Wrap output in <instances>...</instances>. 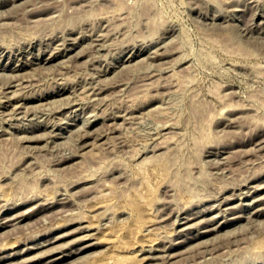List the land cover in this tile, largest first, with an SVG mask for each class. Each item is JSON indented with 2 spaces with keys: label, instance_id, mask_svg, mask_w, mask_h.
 I'll return each mask as SVG.
<instances>
[{
  "label": "rangeland",
  "instance_id": "obj_1",
  "mask_svg": "<svg viewBox=\"0 0 264 264\" xmlns=\"http://www.w3.org/2000/svg\"><path fill=\"white\" fill-rule=\"evenodd\" d=\"M0 1V6L2 5L0 7V12L3 10L7 11L5 15H1L4 12L0 14V24L3 23L2 25L4 26L0 27V53L2 54L3 51H5L2 55L0 54V73L3 74L2 71L5 73L4 75L0 74V88L2 89V91H0V101L2 99V101L0 102L2 104L0 105V117L1 119L2 117L6 118L2 120L0 119V127L3 128L4 126L3 129L0 128V134H2V137L0 136V206H3L0 208V222H2L4 218L6 219L11 217L12 214L19 215V213H22L24 215L23 211L25 208H28V213H31L32 209V212L36 209V211L34 212L35 215L33 214V216H30L31 218L27 217L19 222L22 224L20 228H17L20 225L19 223L16 224L18 225L17 227H14V225H12V221L10 220H7L5 223L11 222V224L0 227L1 232L4 229L5 232L6 230H8L7 233L3 231L4 234L2 233V235L0 233V248H5L4 250L0 249L1 256H9L10 252L14 253L18 250L19 252H21V250L25 249L23 248L24 246L29 247L31 244V246H33L35 245L34 243L38 241L36 242V244L38 243L39 245L37 248L30 249L31 251L29 250L27 252L23 251L19 253L21 255H11L9 256V260H11V262H14L17 259L22 260L23 258H34V256L36 257L35 254H37L38 257L39 254L42 255V253L44 254L46 251H48L45 249H49V246L52 244L51 248L53 249V251L57 249L55 250L57 252H46L47 254L45 253L46 255L44 254L42 257L39 255L38 258L40 259L36 258V261H33L30 264H34V262L36 264H41L39 260H41L42 262H46V260L50 259L51 257H55V255L61 254H67V256L64 257L65 259L62 260L63 262L60 261L55 264H146L150 259L147 258L148 254V257L156 260L153 261L155 264L159 260V264H238V261H241L243 264H246V262L247 264H264V249H262V247H256V243L254 242L264 235V230H262L264 229V193L262 194V192L264 191V154L262 152L264 151V147H262L264 145V140H261L262 142L260 141V139H264V24L262 23L264 22V0H14L18 5L13 3V0H10L8 2H6L7 0ZM44 4L46 7L44 6ZM42 6L44 7L43 9ZM50 6H52L53 8ZM31 8L33 9L32 11L30 10L31 12H29V9ZM34 9H36V12ZM46 10L47 12H49V14L51 13L54 16L52 15V18L49 16V19L48 16L45 17V15L48 14ZM261 12L263 13L261 14ZM212 14H215V17ZM33 15L34 18H31V16ZM41 15L45 18H43ZM222 15L224 20H222ZM7 16L9 17L7 18ZM252 16L255 18V20ZM28 18H31L33 20L30 19L31 21H28ZM37 18H39V20ZM260 18L263 19L260 20ZM3 19L4 22L6 21L5 23L1 21ZM34 19L37 20L35 21ZM258 20H260V22ZM250 22L253 26L250 25ZM255 22L257 23V25ZM261 25L263 29H261L262 27L259 29ZM248 26L250 28H248ZM251 28L253 30H251ZM244 29H247V31H244ZM248 29H250L251 31H249ZM256 29H259L260 31H257ZM96 30L97 32H95ZM99 31L102 32L98 33ZM103 32L104 34H101ZM79 33L80 36H78ZM100 34L101 36H105L101 38L98 36ZM86 35L88 36V38ZM89 35H91L92 37ZM93 36H95V38ZM73 37H75V42H72ZM47 38L49 41L47 40ZM30 40L34 42V45L32 42H30ZM85 40L87 42L90 40V42L87 43V50L89 49L88 46H91L88 50L89 52L86 50ZM91 40L92 45L90 44ZM102 40L104 42H107L103 43ZM159 40H161L162 42ZM97 41L100 42L95 43ZM37 42H40V44ZM47 42L48 44L51 43L49 44L51 47L46 44ZM58 42L63 43L59 44ZM29 43H31L32 46H30L31 44ZM101 43L103 44L101 45ZM162 43H165V45H163ZM79 44H81V47H79ZM95 44L97 47H94ZM28 45L29 47H27ZM57 45L61 47L58 48ZM62 45L67 47V49L65 50V47H62ZM83 45L84 49L82 47ZM98 46L104 47H99V49L96 50ZM52 47L55 51L58 52H53ZM55 47H57L59 50H57V48ZM17 48H19V50H17ZM20 48L22 51H20ZM153 48H158V50H161L158 51L157 49H154L153 51ZM77 49H79L80 55L79 53L78 55L76 54V51H78ZM82 49L84 51H81ZM9 50L11 52H9ZM40 50L43 53L39 52ZM50 50L58 58L55 57V55L52 54ZM90 50L93 51L91 52ZM36 51H38L39 53ZM155 51H157V53ZM161 51L165 52L166 54H162ZM66 52L68 55L66 54ZM81 52H84L85 55L84 53H82L83 55H81ZM149 52L150 54H148ZM70 53H75V57L72 56V54L70 55ZM89 53L90 57L88 56ZM151 53H156L157 55H159L158 57H156L157 55H152ZM161 54L163 57L161 56ZM69 55L71 56V58H68ZM29 57L30 59H28ZM49 57H51L50 60ZM72 57L74 60H72ZM63 58L66 60L68 58V61L64 64L65 67L63 66V62H61L62 64L60 63V61H64ZM56 60H58V66L56 65ZM16 61L18 65L16 64ZM41 63L44 64L45 67L44 65L40 66L42 65ZM25 64L27 65L25 66ZM48 64L49 66H52L53 64L54 65L47 69ZM112 64L114 66H112ZM36 65H39V68ZM115 65L118 67H116ZM13 66H16L17 68H14ZM32 66L37 68L33 69L34 67L32 68ZM42 67L44 68L42 69ZM104 67L106 68V70ZM107 67L110 71L107 70ZM25 70H27L28 72L32 71L29 74V76H32H26L27 74H24L27 73L25 72ZM8 73L11 75H15L16 73L15 76L13 75L15 79H11V75H8L9 77L6 76ZM17 73L21 75L23 73L22 76L24 78ZM99 73H101V75H99ZM5 76L8 80H12V84L10 80L8 81L6 78H4ZM33 76H35V79ZM102 76L107 78L103 79ZM17 77L18 79L19 77H21L19 79L20 82L18 81V79L16 80ZM99 77L102 78V82ZM29 78L32 79L28 80ZM4 79H6L5 83L7 82L6 84H9V86L4 83ZM97 80L99 81V83ZM26 81H28V83ZM24 82H26L27 85L26 83L23 84ZM93 82L94 84L97 82V86L96 84H91V86H89V83ZM100 82L103 87L100 85ZM21 83L23 85H21ZM29 83H37L39 88L37 84H33V86H35L34 89L32 88V90L31 87L33 86ZM39 83H41V85H39ZM5 85L8 87H5ZM20 85L22 87H20ZM24 85H26V87L30 89L25 88ZM80 85H82V89L84 90H81ZM87 86L90 88H88ZM94 86L96 87L94 88ZM19 87L24 90L23 94L25 95L21 94L22 91ZM84 87L88 88L87 92L89 91V93L85 91ZM98 87L102 92H99L100 90L97 89ZM9 88L11 91L8 90ZM17 88H19L20 91ZM90 89L91 91L93 89V91L91 92ZM16 90L20 92H18L19 96L17 93H15L17 92ZM36 90H38V92H36ZM75 90L77 91L75 92ZM94 90L96 93L94 92ZM96 90H98V92ZM7 91H9V93ZM30 91H35L34 93L32 92L34 95H30ZM3 92L6 93V95L10 94L7 97H10L13 93V95L17 94L16 96H18V98L16 96L14 98V96L12 95L11 97H13L14 99L10 97L12 99H10V101L9 98L6 99L5 94L3 97ZM72 92H75L76 96ZM77 92L81 93L77 95ZM38 93L39 95H41L39 96ZM28 94L30 96L29 99ZM68 94L73 95L71 97H74V102L71 97L70 98L72 100L69 99ZM63 95H66L68 98ZM94 95H96V98H94ZM20 96H26V99L21 98ZM59 96H61V99H59ZM50 97L54 100H51ZM64 97L66 100L64 99ZM91 97H93L94 99H92ZM5 99L7 101H5ZM17 99H19L21 102ZM39 99L42 100L40 101ZM67 99L69 100V102H67ZM57 100L61 104L58 103ZM65 101L69 104L66 105ZM6 102H8V105L6 104ZM38 102L39 104L40 102H43L44 104L42 103L39 106ZM51 102L55 103L52 104ZM62 102L65 103L63 104ZM12 103L15 105L12 106ZM18 103H21L22 105H18ZM46 103L52 105L47 106L48 104ZM70 103H73L72 106ZM36 104H38L37 106L40 108L44 107L43 105H45V107L47 106V109L45 110V108H42V110L44 109L42 112L40 108H36ZM26 105L27 110L22 109ZM31 105H35L34 108ZM18 106H21L19 107L21 109L17 108ZM28 106L30 107V109H34L35 113V108L39 111H37V113L33 115V110L30 111ZM14 107L17 108V111ZM70 107H72L73 109L71 108L70 110ZM126 107L128 110L123 109ZM10 108L12 109V111L14 110L12 113L8 111L10 110ZM93 108L96 114L92 111ZM122 109L123 111H121ZM2 110L4 111L2 112ZM5 110H7L10 115H13L15 111L16 113L11 117L9 113H5L7 112ZM18 110L25 111L26 116H20V114H23L24 112L21 113L22 111L19 112ZM68 110L69 112H67ZM84 110L85 113H83ZM118 110L120 111L118 112ZM28 111H30V113H28ZM40 111L41 117L38 116V114L40 115ZM116 111L117 113H113ZM110 112H112L114 115H112V113ZM124 112L126 113L123 114ZM131 112L135 113L132 114ZM2 113L5 115H3ZM74 113L78 115H75ZM118 113L121 114L118 115ZM109 114H111L113 117ZM16 115H19V118ZM29 115L31 118L33 116L36 117L35 115H37V117L31 119ZM88 115H90L89 119L87 118ZM107 115L110 117H108ZM125 115L129 116H127L128 119L133 116V121L132 119L131 121L130 119L127 120ZM134 115L136 116L135 119ZM72 116L73 118L77 116V121L75 119L73 120ZM102 116L105 119L102 118ZM123 116L125 117V119ZM28 117L30 119H28ZM65 117H68V120ZM84 117H86L87 120L91 121H88L86 123V119ZM7 118L9 119L7 120ZM41 118L46 121L44 122V120ZM61 118L63 122L61 121ZM106 118L110 119L106 120ZM18 119H20V124L18 123ZM4 120H7V122H5ZM35 120L36 122H34ZM57 120L59 121V124L56 123ZM74 121L77 125L74 123ZM112 121H116L117 123H114ZM123 121L124 123H122ZM128 121H130L131 123ZM2 122L4 125L2 124ZM16 122L18 125L16 124ZM26 122L30 124L27 125ZM38 122L40 125L38 124ZM47 122L49 123L46 125ZM69 122L71 123V126ZM111 122L114 124H112ZM107 123H111V125L113 126L109 124L108 127ZM23 124L24 126H22ZM81 124L83 126H81ZM104 124H106V126ZM13 125L14 127H12ZM20 125L23 128H21ZM45 125L48 126L49 129ZM115 125H118L119 128L117 126L116 127L119 130L114 127ZM18 126L19 128H17ZM52 126L57 129H53L54 127ZM77 126L79 127L76 130H78L79 132H76V130H74L75 135H77L75 136L74 132L72 134L68 129L72 130L74 128H77ZM121 126L122 130L120 131ZM5 127L6 129L10 128L9 130H11L12 132L14 131L15 133L7 131ZM93 127H96V129H94ZM110 127H114L113 129L115 130L112 129V132ZM29 128H31L32 130H29ZM85 128L90 132L88 136V132L85 131ZM90 128L92 129V131H94L92 132ZM107 128L110 129V132H108ZM43 129L49 133H45ZM32 131L35 134H33ZM39 131L40 134L44 133L45 136L43 135L42 137V134L38 135L37 133H39ZM82 131L84 134L87 132L85 136ZM99 131H104L106 134L104 132H102V135L101 133H96ZM9 132L11 134H9ZM50 133H53L55 136L57 134L58 136H56L55 138V136L53 137V134L51 136ZM22 134L23 136H30L29 138L32 137L31 140L27 136L26 138H24L25 136L22 137ZM49 134L50 136H48ZM91 134L93 136H90ZM5 135H8L7 138ZM20 135L24 139V141L20 137H17ZM33 135H38L42 138L39 139L38 136H36L35 138L38 140L37 141L33 138ZM62 135L66 136L64 137ZM78 135L81 138H79ZM105 135L108 136L106 140L107 143L105 142ZM82 136H84L86 139ZM91 137H93L94 139H92ZM27 138L30 141L26 140ZM45 138L48 139L46 140ZM32 139L35 141H33ZM44 139L49 143H46ZM100 139H103L104 142H102L103 140L101 141ZM54 140L55 143L57 142L56 145L55 143H53ZM93 140H96L95 143L97 142V147L99 146L98 148L96 147V144L95 146L93 145L91 147V143ZM85 141H89L87 142L88 144ZM94 141L92 144H94ZM83 142L85 143V145L83 144ZM256 142H259L260 145L259 143L254 145ZM43 143L45 144V146L48 145L50 147L47 146L48 149L46 147H44L43 149V147L40 146L43 145ZM103 143H106V145H104ZM27 144H29L30 147ZM53 144L54 147H52ZM34 145L36 147L34 149L36 150V153L31 150L33 149ZM36 145L38 146V148ZM79 146H81V148L83 149H81ZM249 146L250 148H252V146H254L255 148L250 149ZM152 147L156 148L152 149ZM258 147L262 148L263 150L259 149ZM86 148L89 150L87 151ZM83 150L87 152L85 153ZM208 151L209 153H207ZM73 152H75L76 154H78L77 152H79L80 154L75 155V153ZM68 155L70 156V158L67 157ZM62 156L64 157V160ZM143 157L144 159L142 160ZM219 159L224 162H222L221 164V161L219 162ZM32 160H34V163H32ZM61 160L62 162L60 163ZM214 164L219 166L221 165L220 167L218 166L220 169H223V167H228L227 169L229 170L223 169L225 172L223 170L220 171L217 166L213 167L215 166ZM217 169L220 172H218ZM246 180L251 181L248 182ZM239 182L241 183L239 184ZM243 182L246 185L242 184ZM257 184L258 186L259 184L262 185L257 187ZM251 185L253 186L251 187ZM226 186H235L232 187V190L234 192V194L232 192V196H230L231 187L228 188ZM238 186L242 190L239 189ZM245 189L246 191H248L246 192ZM249 189L251 191H249ZM218 190L220 194H218ZM241 191L243 192L241 193ZM238 192L242 195L238 194ZM60 193H63V195H61ZM214 193L215 196L217 195L216 198L214 196ZM244 193L245 195H243ZM261 194L263 197H261ZM209 195H212L210 196L212 200H210L211 198L209 199ZM229 196L231 198H229ZM244 196H246L247 198ZM252 196L254 198L257 197L258 199L256 198L257 200H255L254 198H252ZM52 198L55 200H53ZM260 198L262 199V202ZM39 199L41 202L39 201ZM223 199H225L226 201ZM250 200L254 203L250 202L251 204L249 206ZM258 200L260 202H256ZM46 201L47 203H45ZM50 201L53 203H51ZM56 201L59 203H57ZM222 201L226 202V204L228 203L227 206L226 204H218L222 203ZM38 202H40L41 204L39 205ZM244 202L247 203L245 204ZM15 203L17 204L15 205ZM210 203L212 204V206ZM215 203L217 206L220 205L222 207H217ZM31 204L38 205L34 207ZM236 204L238 207L236 206ZM40 206L41 210L38 209V207ZM213 206L215 208H212ZM232 206L237 208L235 209ZM42 207H44L45 210ZM175 207H177L178 209H174ZM207 207L210 209V211ZM226 207L229 209H225ZM29 208L32 209L30 210ZM200 208H202V210L204 211H201ZM216 208L218 209L216 210ZM160 209H163L162 214H160V212L158 211ZM260 209L261 213L256 215V217L254 215V212ZM20 210L23 211L21 212ZM54 210L57 211L52 212ZM227 210H229V212ZM41 211L44 214H42ZM172 211L174 213H172ZM188 211H190L191 215H197L192 219L193 221L189 222H193V224L191 225L196 227L189 225V223L188 225L183 224L182 220L185 218V221L186 218H188L186 216L190 215ZM218 211L221 212V214ZM242 211L244 212V214L242 213ZM163 212H165L166 214H163ZM175 212L177 214L179 213V216H177ZM223 212H225V215ZM48 213H50V215ZM216 213H218L219 215H217ZM245 213L249 215L246 216ZM250 213L253 214L250 215ZM39 214L40 216L41 214L43 216L39 217ZM167 214H170L171 217ZM215 214L217 217L214 216L215 219H213V215ZM233 214H236L237 216L235 217ZM163 215L165 217H170L172 220L168 217L166 219ZM173 215H175L176 217ZM209 215L210 217H208ZM43 217H45L48 222ZM161 217L164 221L161 220ZM231 217H233V219H230ZM244 217L246 219L248 217L247 221ZM250 217H252L253 219H249ZM259 217L262 218V220H259ZM39 218H42L43 221H40ZM200 218H203L204 220L205 218H207L208 221L205 220L206 224H204V220H200ZM224 218L228 221H225ZM29 219H31L32 221ZM176 219L178 220L176 221ZM44 220L47 223H45ZM194 220L196 222L199 221L200 223H196ZM239 220L240 224L243 225L242 229H240L242 226L239 224ZM249 220H252V223H254L255 221L258 222V228L255 229V227H257V223H255L254 226ZM259 221L262 223H260ZM28 222L36 223L34 225H30ZM106 222L107 224L104 225V223ZM170 222L174 224L171 226ZM159 223L160 226H158ZM219 223L222 226L219 230H217V232L214 231L209 235L205 234L198 239L194 238V235H196V233L199 234V232H201L200 230H205L208 227L212 226H218L220 225ZM244 223L246 224L245 227ZM161 224L163 226H161ZM200 224H202V226ZM259 224H262V227L259 226ZM9 225L15 229L10 228ZM183 225H187L188 228L182 229L181 227H183ZM236 225L238 228L240 226L239 229L241 231L244 230L245 233H242L239 229L237 230ZM249 225H251L252 227ZM22 226H24L25 228H22ZM83 226L87 231L82 229ZM231 226L233 227V231L235 229V233L232 231L228 232L232 233L233 237L230 236L231 234H228V232L224 231L228 229L230 230L232 228ZM79 227L81 228L79 229ZM246 227H249V230L251 228L254 229H251L248 232V229ZM27 228H30L31 230ZM179 228L180 230H177ZM12 229L18 230L13 231ZM26 230L29 233H27ZM34 230L36 231L35 233ZM173 230H175L176 233ZM10 231H13L16 235L12 234V232ZM188 231L191 232L189 233ZM219 231L220 233L222 231L223 232L220 234ZM255 231H260V233H256ZM262 231L263 234H261ZM224 232L226 233V236L225 234H223ZM22 233H24V237L22 236ZM164 233H168L166 235L170 234L169 236H167L168 239L166 238ZM177 233L182 234H180L179 236V234ZM216 233L218 236L215 235L216 237H214V234ZM17 234H21L22 237L20 236V239L25 238L26 236L25 240L22 239L21 241L18 237H16L20 242L17 241V239L14 237L18 236ZM29 234H31V236ZM33 234L36 236H34ZM61 234L64 235V237ZM236 234L237 237H239L240 235L242 236L239 237L240 241L236 238ZM244 234L251 235H248V239ZM252 234L255 236H252ZM257 234H259L258 238L255 239ZM83 235L85 238L83 237ZM12 236L14 237V239ZM60 236L63 238H61ZM160 236H164V239ZM211 236L212 239L216 238V240H220L219 238H221V240L223 238L224 239L222 241L220 240L222 243L220 241L218 242L214 240L219 244L217 246L216 243L210 241ZM221 236L225 237L222 238ZM172 237L176 238L178 242L176 241V239L172 240ZM179 237L182 240L185 239L186 241H181ZM182 237H184V239ZM217 237L219 238L217 239ZM227 237L228 239L230 238V241H227ZM243 237L247 238V240ZM52 238H55V241ZM204 238L206 241L203 240ZM207 238L210 242L207 240ZM31 239L34 241H32ZM200 239H202V244H200ZM233 239H236V241ZM250 239L253 241L252 243L250 242ZM13 240H15L14 243L12 242ZM197 240H200L199 243H196L198 242ZM232 240L234 241V244L231 243V246L230 242H233ZM159 241L160 243H158ZM204 241L205 243H203ZM245 241H247L250 247L253 244V246L250 248L251 250L248 248H243L248 249L250 252L248 250L241 249L243 243L245 246L247 245L245 244ZM173 242H175V244ZM190 242L192 246L190 248L195 249V252L197 254H194V251L192 252V250L189 248ZM193 242H195L196 244ZM42 243L43 245L40 246ZM176 243L178 244V246ZM238 243H240L242 246H239ZM44 244H47L46 247ZM57 244H60L61 247H63V245L65 244L66 245L63 248H60L58 251ZM84 244H89L90 246L88 245V247L81 249L82 245L85 246ZM54 245L55 247H52ZM164 245H166L167 248ZM249 245L247 247H249ZM185 246L189 248H187V250L189 252L191 251L190 253L187 251H183V249L186 250ZM211 246L214 248H212ZM11 247L14 250H11ZM151 247H153L155 250H153V248L151 249ZM157 247L160 248V250L157 249ZM196 247L199 248L197 249ZM203 247L204 251L202 250ZM226 247H228V250ZM253 247L255 248V250H252L254 249ZM51 248L49 250H52ZM259 248L262 250H260ZM42 249L44 250V252ZM225 249L227 251H231L232 249L233 251L227 252L224 251ZM256 249L259 250L257 257L261 254L262 259L261 256L259 260L257 257V259L254 257L257 253ZM141 250L144 251L142 253H139L141 252ZM178 250L180 253L178 252ZM200 250H202L203 253ZM205 250L207 252H205ZM212 250L214 251L212 252ZM220 250H222V252ZM36 251H38V253H36ZM161 251L164 252L166 258H164V254ZM171 251L172 254H174L175 251L177 252L176 256V253L173 255L175 256V258L178 257L177 261L172 256V254H170ZM235 251H238V256L237 253L235 254ZM252 251H256V253H254L253 255L251 254ZM260 251L263 252L259 254ZM199 252L200 254H198ZM242 252L243 254L245 252L244 258L245 256L247 258L252 257L257 261L254 259L256 261L255 262L253 261V259L251 260V258L250 260L247 258L243 259ZM178 253H182V255H179ZM188 253L189 255L194 254L193 257L192 255L189 256ZM220 253L222 254V256L220 255ZM239 253L241 255H239ZM247 253L250 254L246 255ZM32 254L34 255L32 256ZM150 254L152 256H150ZM186 254L188 257L186 256ZM155 255L158 257H156ZM199 255L204 256V258ZM210 255H215L214 259L213 256L211 259ZM143 256L146 259H144ZM159 256L160 259H158L157 261V258H159ZM169 257L173 259H170ZM202 258L203 260H207L203 261ZM143 259L145 261H142ZM169 259L171 261H169ZM246 259L250 262H253L250 263ZM9 260L4 261L8 262ZM242 260L245 262H243ZM4 261L0 264H4ZM153 262L149 261L147 264H154Z\"/></svg>",
  "mask_w": 264,
  "mask_h": 264
},
{
  "label": "bare ground",
  "instance_id": "obj_2",
  "mask_svg": "<svg viewBox=\"0 0 264 264\" xmlns=\"http://www.w3.org/2000/svg\"><path fill=\"white\" fill-rule=\"evenodd\" d=\"M2 1H4V0H2ZM8 1H10V0H7L6 2H8ZM13 1H14V0H13ZM16 1H17V0H16ZM16 1H14L13 3L17 4ZM18 1H19V0H18ZM0 2H1V1H0ZM11 2H12V1H11ZM13 3H12V4H13ZM19 3H21V2H19ZM0 4H1V3H0ZM6 4H7V3H6ZM8 4H9V3H8ZM17 5H18V4H17ZM46 5H47V4H46ZM1 6H2V5H1ZM1 6H0V7H1ZM11 6H12V5H11ZM34 6H35V5H34ZM44 6H45V4H44ZM48 6H49V5H48ZM48 6H47V7H48ZM12 7H13V6H12ZM38 7H39V6H38ZM45 7H46V6H45ZM50 7H52V6H50ZM34 8H35V7H34ZM43 8H44V7L42 6V9H43ZM52 8H53V7H52ZM32 9H33V8L29 9V12H31ZM36 9H37V8H36ZM36 9H34L35 12H36ZM45 9H47V8H45ZM49 9H50V8H49ZM261 9H262V8H261ZM27 10H28V9H27ZM30 10H31V11H30ZM34 10H33V11H34ZM50 10H51V9H50ZM37 11H38V10H37ZM262 11H263V10H262ZM3 12H4V13H3ZM6 12H7V11L3 10V11L0 12V14L3 13V14H1V15H5ZM41 12H42V11H41ZM46 12H47V10H46ZM50 12H51V11H50ZM54 12H55V10H54ZM259 12H260V10H259ZM38 13H39V12H38ZM43 13H44V12H43ZM47 13L49 14V12H47ZM262 13H263V12H261V14H262ZM32 14H33V13H32ZM40 14H41V13H40ZM44 14H45V13H44ZM48 14L45 15V17L48 16V19H49L50 17L52 18V15H53V14H51V13H50L51 15H50V14L48 15ZM255 14H256V13H255ZM255 14H254V15H255ZM263 14H264V13H263ZM6 15H7V14H6ZM8 15H9V13H8ZM34 15H35V14H34ZM34 15L31 16V18H32V17L34 18ZM36 15H37V14H36ZM212 15H214V17H215V14H212ZM41 16H42V15H41ZM49 16H50V17H49ZM53 16H54V15H53ZM210 16H211V15H210ZM217 16H218V15H217ZM256 16H257V15H256ZM261 16H262V15H261ZM4 17H5V16H4ZM8 17H9V16H7V18H8ZM35 17H36V16H35ZM42 17H43V16H42ZM45 17H43V18H45ZM252 17H253V16H252ZM2 18H3V17H2ZM2 18H1V19H2ZM31 18H28V19H29L28 21L33 20V19H31ZM207 18H209V17H207ZM253 18H254V17H253ZM253 18H252V20H253ZM5 19H6V18H5ZM30 19H31V20H30ZM37 19L39 20V18H37ZM37 19H36V20H37ZM225 19H226V18H225ZM262 19H263V18H262ZM262 19L260 18V20H262ZM34 20H35V19H34ZM36 20H35V21H36ZM40 20H41V18H40ZM42 20H43V19H42ZM45 20H47V19H45ZM222 20H224V19H223V15H222ZM226 20H227V19H226ZM254 20H255V18H254ZM254 20H253V22H254ZM260 20H258V21L260 22ZM1 21L4 22V19L1 20ZM211 21H214V20H211ZM258 21H257V22H258ZM5 22H6V21H5ZM5 22H4V23H5ZM251 22H252V21H251ZM251 22H250V23H251ZM214 23H215V22H214ZM214 23H213V24H214ZM250 23H249V24H250ZM255 23H256V22H255ZM262 23L264 24V22H262ZM2 24H3V23L0 24V25H1L0 27L3 26ZM253 24H254V23H253ZM260 24H261V23H260ZM250 25H252V23H251ZM250 25H249V26H250ZM256 25H257V23H256ZM258 25H259V23H258ZM246 26H247V25H246ZM249 26H248V28H250ZM252 26H253V25H252ZM3 27H4V26H3ZM261 27H262V25L259 27V29H260ZM246 28H247V27H246ZM71 29H72V28H71ZM254 29H255V28H254ZM259 29H258V30H259ZM261 29H263V27H262ZM245 30L247 31V29H244V31H245ZM248 30L251 31V30H253V29L251 28V30H250V29H248ZM256 30H257V29H256ZM258 30H257V31H258ZM254 31H255V30H254ZM259 31H260V30H259ZM83 32H85V31H83ZM92 32H93V31H92ZM95 32H97V30H96ZM95 32H94V33H95ZM100 32H102V31H99L98 33H100ZM80 33H81V31H80ZM80 33H79L78 36H80ZM89 33H90V32H89ZM98 33H97V34H98ZM245 33H246V32H245ZM258 33H259V32H258ZM260 33H261V32H260ZM90 34H91V33H90ZM92 34H93V33H92ZM101 34H104V32L101 33ZM101 34L98 35V36L101 37V38H102L103 36H105V35L101 36ZM263 34H264V33H263ZM81 35H82V34H81ZM84 35H85V34H84ZM93 35H94V34H93ZM95 35H96V34H95ZM86 36H87V35H86ZM89 36H91V35H89ZM96 36H97V35H96ZM106 36H107V35H106ZM66 37H67V36H66ZM76 37H77V36H76ZM91 37H92V36H91ZM93 37L95 38V36H93ZM99 37H98V38H99ZM64 38H65V37H64ZM64 38H63V42H64ZM74 38H75V37H73V41H72V42H75V41H74ZM84 38H85V37H84ZM87 38H88V36H87ZM96 38H97V37H96ZM101 38H100V40H101ZM31 40H32V38H31ZM31 40H30V42H32ZM45 40H46V39H45ZM47 40H48V38H47ZM55 40H56V39H55ZM55 40H54V41H55ZM77 40H78V38H77ZM92 40H93V38H92ZM92 40H91V43H90L91 45H92ZM104 40H105V38H104ZM28 41H29V40H28ZM41 41H42V40H41ZM41 41H40V42H41ZM48 41H49V40H48ZM57 41H58V40H57ZM59 41H60V40H59ZM79 41H80V40H79ZM81 41H82V40H81ZM85 41H86V40H85ZM85 41H83V42H85ZM94 41H95V40H94ZM102 41H103V40H102ZM159 41H161V40H159ZM35 42H36V41H35ZM40 42H37V43L40 44ZM63 42H61V43H63ZM65 42H67V41H65ZM72 42H71V43H72ZM88 42H90V40H89ZM88 42L86 41V43H85V44H86V45H85V46H86V50H87V43H88ZM98 42H100V41H97V42H95V43H98ZM105 42H107V41H105ZM105 42L103 41V43H105ZM161 42H162V41H161ZM27 43H28V42H27ZM32 43H33V45H34V42H32ZM58 43L61 44L60 42H58ZM81 43H82V42H81ZM93 43H94V42H93ZM103 43H101V45H102ZM29 44H31V43H29ZM46 44H48V42H47ZM49 44H51V43H49ZM49 44H48V45H49ZM56 44H57V43H56ZM59 44H58V45H59ZM64 44H65V43H64ZM77 44H78V42H77ZM150 44H151V43H150ZM152 44H153V43H152ZM155 44H156V43H155ZM162 44H163V43H162ZM54 45H55V44H54ZM54 45H53V47H54ZM58 45H57L58 48L61 47V46H58ZM66 45H67V44H66ZM74 45H75V44H74ZM80 45H81V44H79V47H81ZM93 45H94V44H93ZM163 45H165V43H164ZM20 46H21V45H20ZM30 46H32V44H31ZM37 46H38V45H37ZM39 46H41V45H39ZM46 46H47V45H46ZM49 46H50V45H49ZM49 46H48V47H49ZM77 46H78V45H77ZM160 46H161V45H160ZM18 47H19V46H18ZM27 47H29V45H28ZM50 47H51V46H50ZM53 47H52V49H53ZM57 47H55V48H57ZM62 47H65V46L62 45ZM68 47H70V46H68ZM82 47H83V49H84V45H83ZM88 47H89V49H90L91 46L89 45ZM94 47H97L96 44H95ZM99 47H100V46H98V48H97L96 50H98ZM102 47H104V46H102ZM102 47H100V48H102ZM148 47H149V46H148ZM158 47H159V46H158ZM161 47H162V46H161ZM163 47H164V46H163ZM36 48H37V47H36ZM42 48H43V47H42ZM58 48H57V50H59ZM71 48H72V47H71ZM73 48H74V46H73ZM138 48H139V47H138ZM140 48H141V47H140ZM143 48H144V47H143ZM146 48H147V46H146ZM159 48H160V47H159ZM0 49H1V48H0ZM26 49H27V48H26ZM26 49H25V50H26ZM43 49H44V48H43ZM50 49H51V48H50ZM62 49H64V48H62ZM66 49H67V47H65V50H66ZM83 49H82L81 51H84ZM89 49H88V50H89ZM92 49H93V48H92ZM127 49H128V48H127ZM154 49H155V50H156V49L158 50V48H153V51H154ZM162 49H164V48H162ZM3 50H4V49H3ZM17 50H19V48H17ZM44 50H45V49H44ZM77 50L79 51V49H77ZM88 50H87V51H88ZM93 50H94V49H93ZM93 50H90V51L92 52ZM132 50H133V47H132ZM142 50H143V49H142ZM160 50H161V49H160ZM160 50H158V51H160ZM1 51H2V50H1ZM20 51H22L21 48H20ZM23 51H24V50H23ZM31 51H32V50H31ZM54 51H55V50L53 49V52H54ZM62 51H64V50H62ZM68 51H69V48H68ZM78 51H76V52H77L76 54L78 55V53H79V55H80V51H79V52H78ZM143 51H144V50H143ZM163 51H164V50H163ZM163 51H161L162 54H164V53L166 52V49H165V52H163ZM4 52H5V51H3V53H4ZM9 52H11V51L9 50ZM9 52H8V53H9ZM13 52H14V51H13ZM18 52H19V51H18ZM26 52H27V51H26ZM34 52H35V51H34ZM36 52H38V51H36ZM39 52H42V51L40 50ZM39 52H38V53H39ZM50 52H51V50H50ZM56 52H58V51H55V53H56ZM74 52H75V50H74ZM85 52H86V51H85ZM88 52H89V51H88ZM91 52H90V53H91ZM127 52H128V51H127ZM133 52H134V51H133ZM139 52H140V51H139ZM150 52H152V51H150ZM150 52H149L148 54H150ZM155 52L157 53V51H155ZM3 53H2V54H3ZM24 53H25V52H24ZM27 53H28V52H27ZM42 53H43V52H42ZM44 53H45V51H44ZM48 53H49V52H48ZM51 53H52V52H51ZM51 53H50V55H51ZM82 53H84V52H81V55H83ZM90 53H89V55H88L89 57H90ZM134 53H135V52H134ZM156 53H155V54H152V53H151V54H152V55H157ZM159 53H160V52H159ZM0 54H1V53H0ZM2 54H1V55H2ZM14 54H15V53H14ZM35 54H37V53H35ZM52 54H54V53H52ZM66 54H67V52H66ZM71 54H72V56H74L75 53H70V55H71ZM86 54H87V53H86ZM129 54H130V53H129ZM129 54H128V55H129ZM131 54H132V53H131ZM162 54H161V56H162ZM165 54H166V53H165ZM9 55H10V54H9ZM9 55H8V56H9ZM29 55H30V54H29ZM48 55H49V54H48ZM50 55H49V56H50ZM54 55H55V54H54ZM64 55H65V53H64ZM67 55H68V54H67ZM70 55H69V56H70ZM77 55H76V56H77ZM84 55H85V53H84ZM136 55H137V54H136ZM158 55H159V54H158ZM158 55H157L156 57H158ZM8 56H7V58H8ZM16 56H17V55H16ZM37 56H38V55H37ZM39 56H40V55H39ZM44 56H45V55H44ZM62 56H63V55H62ZM69 56H68V58H71V56H70V57H69ZM129 56H130V55H129ZM165 56H166V55H165ZM19 57H20V56H19ZM45 57H46V56H45ZM51 57H52V56H51ZM51 57H49V60H50ZM55 57H57V56L55 55ZM74 57H75V56H74ZM78 57H79V56H78ZM131 57H132V56H131ZM154 57H155V56H154ZM159 57H160V56H159ZM162 57H163V56H162ZM10 58H11V57H10ZM57 58H58V57H57ZM57 58H56V59H57ZM68 58H67V60L63 58L64 61H63L62 59H61L62 61H60V63L63 62V66H64V67H65L64 64L68 61ZM76 58H77V57H76ZM87 58H88V57H87ZM126 58H128V57H126ZM132 58H133V57H132ZM5 59H6V58H5ZM21 59H22V58H21ZM25 59H26V57H25ZM25 59H24V60H25ZM28 59H30V57H29ZM32 59H33V58H32ZM44 59H45V58H44ZM79 59H80V58H79ZM82 59H83V58H82ZM133 59H134V58H133ZM133 59H132V60H133ZM135 59H136V58H135ZM14 60H15V59H14ZM17 60H18V59H17ZM36 60H37V59H36ZM36 60H35V61H36ZM41 60H42V59H41ZM65 60H66V61H65ZM72 60H74L73 57H72ZM75 60H76V59H75ZM124 60H125V59H124ZM127 60H128V59H127ZM132 60H129V61H132ZM136 60H137V59H136ZM19 61H20V60H19ZM28 61H29V60H28ZM69 61H70V59H69ZM76 61H77V60H76ZM134 61H135V60H134ZM134 61H133V62H134ZM4 62H5V61H4ZM7 62H8V61H7ZM14 62H15V61H14ZM24 62H25V61H24ZM31 62H32V61H31ZM41 62H42V61H41ZM47 62H48V61H47ZM56 62H57V64H56ZM56 62H55V64L58 66V65H59V64H58V60H56ZM120 62H121V61H120ZM1 63H2V62H1ZM12 63H13V62H12ZM18 63H20V62H18ZM28 63H29V62H28ZM32 63H33V62H32ZM53 63H54V61H53ZM122 63H124V62H122ZM128 63H129V62H128ZM10 64H11V63H10ZM16 64H17V61H16ZM16 64H14V65H16ZM22 64H24V63H22ZM30 64H31V63H30ZM37 64H38V63H37ZM41 64H42V63H41ZM61 64H62V63H61ZM5 65H6V63H5ZM17 65H18V64H17ZM26 65H27V64H25V66H26ZM34 65H35V64H34ZM39 65H40V64H39ZM39 65H36V66L38 67ZM43 65H44V64H42V65H40V66H43ZM46 65H47V64H46ZM50 65H51V63H50ZM53 65H54V64H53ZM53 65H52V66H53ZM66 65H67V64H66ZM120 65H121V64H120ZM0 66H1V65H0ZM7 66H8V65H7ZM21 66H22V65H21ZM52 66H49V64H48V66H47L48 68H47V69H49V67H52ZM107 66H109V65H107ZM112 66H114V65L112 64ZM115 66H116V65H115ZM123 66H124V65H123ZM123 66H122V67H123ZM2 67H3V66H2ZM13 67H14V66H13ZM15 67H16V66H15ZM15 67H14V68H15ZM19 67H20V66H19ZM33 67H34V66H32V68H33ZM37 67H34L33 69H35V68H37ZM44 67H45V65H44ZM44 67H42V69H43ZM59 67H60V66H59ZM116 67H118V66H116ZM7 68H9V67H7ZM14 68H13V70H14ZM16 68H17V67H16ZM38 68H39V67H38ZM40 68H41V67H40ZM104 68H105V67H104ZM110 68H111V67H110ZM18 69H19V68H18ZM22 69H24V68H22ZM45 69H46V68H45ZM112 69H113V68H112ZM2 70H3V68H2ZM4 70H5V69H4ZM6 70H7V69H6ZM19 70H20V69H19ZM19 70H17V71H19ZM31 70H32V69H31ZM105 70H106V68H105ZM107 70H108V67H107ZM113 70H114V69H113ZM9 71H10V70H9ZM102 71H103V69H102ZM102 71H101V72H102ZM108 71H110V70H108ZM21 72H22V71H21ZM25 72H27V73H24V74H27L26 76H29L30 72H32V71L28 72L27 70H25ZM111 72H112V71H111ZM2 73H3V74H1V73H0V74H1V75H4V74H5L3 71H2ZM102 73H103V72H102ZM107 73H108V72H107ZM17 74H18V73H17ZM8 75L10 76L11 74L8 73L6 76H8ZM13 75H14V74H12L11 76L13 77ZM15 75H16V73H15ZM15 75H14V76H15ZM18 75L22 76L23 73H22V75H21V74H18ZM18 75H17V76H18ZM99 75H101V73H99ZM6 76H5L4 78H6ZM9 76H8V77H9ZM30 76H32V75H30ZM30 76H29V77H30ZM106 76H107V75H106ZM2 77H3V76H2ZM12 77H11V79H15L14 77H13V78H12ZM22 77H23V76H22ZM33 77H34V79H35V76H33ZM20 78H21V77H19V79H20ZM23 78H24V77H23ZM27 78H28V77H27ZM99 78H100V77H99ZM102 78L104 79V78H107V77L102 76ZM102 78H100V79H101V82H102ZM6 79H7V78H6ZM6 79H4V83H5V80H6ZM17 79H18V77L16 78V80H17ZM19 79H18V81H19ZM31 79H32V78H31ZM31 79L29 78L28 80H31ZM34 79H33V82H34ZM100 79H99V80H100ZM7 80H8V79H7ZM9 80H10V79H9ZM9 80H8V81H9ZM23 80H24V79H23ZM25 80H26V79H25ZM36 80H37V79H36ZM36 80H35V82H36ZM105 80H106V79H105ZM11 81H12V80H10V82H11ZM14 81H15V80H14ZM18 81H17V82H18ZM90 81H91V79H90ZM90 81H89V82H90ZM92 81H93V80H92ZM95 81H96V80H95ZM95 81H94V82H95ZM97 81H98V80H97ZM19 82H20V81H19ZM21 82H22V80H21ZM26 82L28 83V81H26ZM26 82H24L23 84H25ZM29 82H30V81H29ZM37 82H39V81H37ZM94 82H93V83H89V84H90L89 86H91V84L95 85V84L97 83V82H96V83L94 84ZM101 82H100V85H101ZM2 83H3V81H2ZM2 83H1V84H2ZM6 83H7V82H6ZM6 83H5V84H6ZM27 83H26V85H27ZM98 83H99V81H98ZM11 84H12V82H11ZM16 84H17V83H16ZM16 84H15V85H16ZM23 84L21 83V85H23ZM29 84H31V83H29ZM29 84H28V85H29ZM33 84L36 85L37 83H33ZM33 84H31V85L33 86ZM102 84H103V83H102ZM6 85L9 86V84H6ZM6 85H5V87H8V86H6ZM17 85H18V84H17ZM17 85H16V86H17ZM21 85H20V87H22ZM26 85H24L25 88H27ZM35 85H34V86H35ZM39 85H41V83H39ZM93 85H92V86H93ZM24 86H23V87H24ZM29 86H30V85H29ZM34 86H33V87L30 86L31 89H32V88L34 89ZM37 86H38V84H37ZM80 86H81V90H84V89H82V85H80ZM84 86H85V85H84ZM96 86H97V84H96ZM96 86H94V88H95ZM101 86L103 87V85H101ZM104 86H105V85H104ZM0 87H1V85H0ZM20 87H19V88H20ZM65 87H66V86H65ZM87 87H88V86H87ZM87 87H86V88L84 87L86 92H87V89L90 88V87H88V88H87ZM99 87H100V86H99ZM99 87H98L97 89L100 90ZM2 88H3V87H2ZM13 88H14V87H13ZM15 88H16V87H15ZM19 88H17V89L19 90ZM38 88H39V86H38ZM41 88H42V87H41ZM54 88H55V87H54ZM59 88H60V87H59ZM4 89H5V88H4ZM4 89H3V91H4ZM6 89H7V88H6ZM20 89H21V88H20ZM23 89H24V88H23ZM27 89H30V88H27ZM33 89H32V90H33ZM48 89H49V88H48ZM48 89H47V90H48ZM55 89H56V88H55ZM73 89H74V87H73ZM73 89H72V90H73ZM76 89H77V88H76ZM79 89H80V87H79ZM103 89H104V88H103ZM103 89H102V90H103ZM8 90H10V88H9ZM14 90H15V89H14ZM18 90H16L17 92H15V93H17L18 96H19V93H20L19 91H20V90H19V91H18ZM25 90H26V89H25ZM38 90H39V89H38ZM38 90H36V92H38ZM42 90H44V89H42ZM53 90H54V89H53ZM56 90H57V89H56ZM60 90H61V89H60ZM0 91H2L1 88H0ZM10 91H11V90H10ZM21 91H22L21 94H22V95H25V94H23V93H24V90L21 89ZM28 91H29V90H28ZM51 91H52V90H51ZM63 91H64V90H63ZM66 91H67V90H66ZM76 91H77V90H75V92H76ZM85 91H84V92H85ZM90 91H91V89H90ZM92 91H93V89H92ZM92 91H91V92H92ZM96 91L98 92V90H96ZM7 92L9 93V91H7ZM12 92H13V91H12ZM12 92H11V93H12ZM18 92H19V93H18ZM30 92H31L30 95H32L35 91H34V92H33V91H30ZM30 92H28V93H30ZM32 92H33V93H32ZM41 92H42V91H41ZM52 92H53V91H52ZM69 92H71V91H69ZM75 92H72V93H74V95L76 96ZM81 92H82V91H81ZM81 92H79V93H81ZM91 92H90V93H91ZM94 92H95V90H94ZM94 92H93V93H94ZM99 92H102V91L100 90ZM0 93H1V92H0ZM25 93H26V92H25ZM77 93H78V92H77ZM79 93H78L77 95H79ZM87 93H89V91H88ZM95 93H96V92H95ZM2 94H3V97H4V94H5L6 99L9 98V100H10L11 98H13V97H11V96H12L14 93L10 96L11 98H10V97H7V96H9L10 94H9V95H8V94L6 95V93H4V92H3ZM2 94H1V95H2ZM17 94H16V95H17ZM21 94H20V95H21ZM26 94H27V93H26ZM98 94H99V93H98ZM100 94H101V93H100ZM16 95H13L14 98H15ZM22 95H21V96H22ZM33 95H34V94H33ZM38 95H39V93H38ZM40 95H41V94H40ZM40 95H39V96H40ZM43 95H44V94H43ZM51 95H52V94H51ZM60 95H61V94H60ZM66 95H67V94H66ZM66 95H63V96L67 97ZM68 95H69V96H68L69 99H71V98H72L71 96H73V95H70V94H68ZM86 95H87V94H86ZM88 95H89V94H88ZM91 95H92V94H91ZM18 96H16V97L18 98ZM21 96H20V97H21ZM57 96H58V95H57ZM89 96H90V95H89ZM95 96H96V95H94V98H96ZM20 97H19V98H20ZM25 97H26V96H25ZM25 97H21V98H25ZM29 97H30V96H29V94H28V99H29ZM33 97H34V96H33ZM48 97H49V96H48ZM60 97H61V96H59V99H61ZM65 97H64V99H65ZM68 97H67V98H68ZM70 97H71V98H70ZM14 98H13V99H14ZM36 98H37V97H36ZM39 98H40V97H39ZM44 98H45V97H44ZM50 98H51V97H50ZM73 98H74V97H73ZM73 98H72V99H73ZM91 98L94 99L93 97H91ZM3 99H4V98H3ZM6 99H5V101H7ZM25 99H26V98H25ZM31 99H32V98H31ZM45 99H46V98H45ZM55 99H56V98H55ZM57 99H58V98H57ZM59 99H58V100H59ZM72 99H71V100H72ZM76 99H77V98H76ZM76 99H75V100H76ZM11 100H12V99H11ZM11 100H10V101H11ZM17 100H19V99H17ZM39 100H40V99H39ZM41 100H42V99H41ZM41 100H40V101H41ZM51 100H54V99L51 98ZM51 100H50V101H51ZM58 100H57V101H58ZM65 100H66V99H65ZM67 100H68V99H67ZM1 101H2V99H1ZM1 101H0V102H1ZM14 101H15V100H14ZM19 101H20V100H19ZM57 101H56V102H57ZM59 101H60V100H59ZM59 101H58V103H60ZM63 101H64V100H63ZM20 102H21V101H20ZM27 102H28V101H27ZM47 102H48V101H47ZM65 102H66V101H65ZM65 102H64V103H65ZM67 102H69V100H68ZM67 102H66V105L69 104V103H67ZM73 102H74V99H73ZM78 102H79V101H78ZM3 103H4V102H3ZM7 103H8V102H6V104H7ZM10 103H11V102H10ZM10 103H9V104H10ZM42 103H43V102H40V104H42ZM44 103H45V101H44ZM44 103H43V104H44ZM49 103H50V102H49ZM49 103H46V104H48L47 106H50V105H52V104L55 103V102H53V103L51 102L52 104H50V105H49ZM62 103H63V102H62ZM64 103H63V104H64ZM75 103H77V102H75ZM75 103H74V104H75ZM16 104H17V102H16ZM20 104H21V103H20ZM20 104L18 103V105H20ZM24 104H25V103H24ZM32 104H33V102H32ZM38 104H39V102H38ZM38 104H36V108L38 107V106H37ZM40 104H39V106H40ZM60 104H61V103H60ZM70 104H71V106H72L73 103H70ZM0 105H2V104L0 103ZM7 105H8V104H7ZM14 105H15V104L12 103V106H14ZM21 105H22V104H21ZM29 105H30V104H29ZM16 106H17V105H16ZM16 106H15V107H16ZM31 106L34 108L35 105H34V106L31 105ZM43 106H44V107H42V106H41V107H42V108H45V110H46V109H47V106H46V107H45V105H43ZM79 106H80V105H79ZM79 106H78V107H79ZM81 106H82V105H81ZM8 107H9V106H8ZM10 107H11V106H10ZM15 107H14V108H15ZM19 107H21V106H18L17 108H19ZM26 107H27V105H26L24 108H22V109L27 110ZM28 107H29V106H28ZM67 107H68V106H67ZM78 107H77V110H78ZM85 107H86V106H85ZM0 108H1V107H0ZM11 108H12V107H11ZM11 108H10V110H8V111H10V112L12 113L14 110L12 111L13 108H12V109H11ZM17 108H15L16 111H17ZM36 108H35V110H36V113H37V111H39L38 109H39L40 107H38V109H36ZM42 108H40V109H41V111L43 112L44 109L42 110ZM71 108H72V107H70V110H71ZM75 108H76V107H75ZM81 108H82V107H81ZM83 108H84V107H83ZM86 108H87V107H86ZM88 108H89V107H88ZM128 108H129V107H128ZM4 109H5V108H4ZM19 109H21V108H19ZM29 109H30V107H29ZM29 109H28V110H29ZM72 109H73V108H72ZM119 109H120V108H119ZM123 109L128 110L127 107H126V108H123ZM123 109H122L121 111H123ZM130 109H131V108H130ZM130 109H129V110H130ZM0 110H1V109H0ZM32 110H33V112H34V109H30V111H32ZM82 110H83V109H82ZM82 110H81V112H82ZM126 110H125V111H126ZM131 110H132V109H131ZM3 111H4V110H2V112H3ZM5 111H7V110H5ZM8 111L5 112V113H6V114L9 113ZM16 111H15V113H16ZM18 111H19V112L22 111L21 113L24 112L23 114H20V116H21V115L26 116V115H25V113H26L25 111H23V110H18ZM30 111H28V113H30ZM41 111H40V115L38 114V116H40V117H41ZM90 111H91V110H90ZM92 111L95 113L94 108H93ZM119 111H120V110H118V112H119ZM67 112H69V110H68ZM73 112H74V110H73ZM78 112H79V111H78ZM87 112H88V111H87ZM127 112H128V111H127ZM15 113H14V114H15ZM28 113H27V114H28ZM36 113L34 112L33 115L36 114ZM83 113H85V110H84ZM110 113H112V112H110ZM113 113H117V111H116V112H113ZM113 113H112V115H114ZM125 113H126V112H124L123 114H125ZM129 113H130V111H129ZM131 113H132V112H131ZM134 113H135V112H134ZM134 113H132V114H134ZM0 114H1V112H0ZM2 114H3V113H2ZM14 114H13V115H14ZM18 114H19V113H18ZM67 114H68V113H67ZM71 114H72V113H71ZM71 114H70V116H71ZM74 114H75V113H74ZM88 114H89V113H88ZM91 114H92V113H91ZM91 114H90V115H91ZM95 114H96V113H95ZM120 114H121V113H120ZM120 114L118 113V115H120ZM132 114H131V115H132ZM3 115H5V114H3ZM9 115H10V113H9ZM13 115H10V116L12 117ZM31 115H32V114H31ZM75 115H78V114H75ZM80 115H81V114H80ZM90 115L87 116L88 119L90 118ZM93 115H94V114H93ZM109 115L112 116L111 114H109ZM128 115H129V114H128ZM128 115H127V116H128ZM1 116H2V115H1ZM16 116H17V115H16ZM35 116L37 117V115H35ZM67 116H68V115H67ZM81 116H82V115H81ZM81 116H80V117H81ZM100 116H101V115H100ZM100 116H99V117H100ZM107 116H108V115H107ZM110 116H108V117H110ZM115 116H117V115H115ZM125 116H126V115H125ZM127 116H126V118H127ZM6 117H7V116H6ZM8 117H9V116H8ZM11 117H10V119H11ZM14 117H15V116H14ZM17 117L19 118V115H18ZM29 117H30V115H29ZM29 117H28V119L31 118V117H30V118H29ZM36 117L33 116L32 118H36ZM82 117H83V116H82ZM91 117H92V116H91ZM97 117H98V116H97ZM97 117H96V118H97ZM112 117H113V116H112ZM112 117H111V118H112ZM118 117H119V116H118ZM123 117H124V116H123ZM123 117H122V119H123ZM128 117H129V116H128ZM132 117H133V116H132ZM132 117L129 118L130 121H131V119H132V121H133V118H132ZM135 117H136V116L134 115V119H135ZM4 118H5V117H4ZM4 118L2 117V119H4ZM15 118H16V117H15ZM21 118H22V117H21ZM23 118H24V117H23ZM32 118H31V119H32ZM43 118H44V117H43ZM43 118H41V119H43ZM65 118H66V117H65ZM67 118H68V117H67ZM67 118H66V119H67ZM69 118H70V117H69ZM72 118H73V116H72ZM76 118H77V116H76L75 118H73V120H74V119L76 120ZM84 118L86 119V117H84ZM94 118H95V117H94ZM102 118H104V117L102 116ZM114 118H115V117H114ZM116 118H117V117H116ZM0 119H1V117H0ZM2 119H1V120H2ZM5 119H6V118H5ZM8 119H9V118H7V120H8ZM13 119H14V118H13ZM13 119H12V120H13ZM37 119H39V118H37ZM46 119H47V118H46ZM91 119H92V118H91ZM97 119H98V118H97ZM99 119H100V118H99ZM104 119H105V118H104ZM104 119H103V120H104ZM107 119H110V118H106V120H107ZM124 119H125V117H124ZM129 119L127 118V120H129ZM1 120H0V121H1ZM7 120H6V121L4 120V121L7 122ZM19 120H20V119H18V123L20 122ZM21 120H23V119H21ZM33 120H34V119H33ZM43 120H44V119H43ZM43 120H42V121H43ZM67 120H68V119H67ZM101 120H102V119H101ZM16 121H17V120H16ZM30 121H31V120H30ZM30 121H27V122H30ZM40 121H41V120H40ZM40 121H39V122H40ZM45 121H46V120H44V122H45ZM51 121H52V120H51ZM53 121H54V120H53ZM61 121L63 122L62 118H61ZM76 121H77V120H76ZM82 121H84V120H82ZM88 121H89V120H87V119L85 120L86 123H87ZM90 121H91V120H90ZM90 121H89V122H90ZM120 121H121V120H120ZM120 121H119V122H120ZM130 121H128V122H130ZM229 121H230V120H229ZM27 122H26V123H27ZM31 122H32V121H31ZM34 122H36V120H35ZM39 122H38V124H39ZM58 122H59V121L57 120L56 123L59 124ZM64 122H65V119H64ZM78 122H79V121H78ZM78 122H77V123H78ZM85 122H84V123H85ZM93 122H94V121H93ZM95 122H96V120H95ZM112 122H114V121H112ZM112 122H111V123H112ZM115 122H116V121H115ZM115 122H114V123H115ZM231 122H232V121H231ZM20 123H21V122H20ZM20 123H19V124H20ZM22 123H23V122H22ZM48 123H49V122H47L46 125H47ZM69 123H70V122H69ZM69 123H68V124H69ZM74 123H75V121H74ZM91 123H92V122H91ZM103 123H104V122H103ZM103 123H102V124H103ZM105 123H106V122H105ZM111 123H109V124L111 125ZM114 123H112V124H114ZM116 123H117V122H116ZM120 123H121V122H120ZM120 123H119V124H120ZM122 123H124V121H123ZM126 123H127V122H126ZM130 123H131V122H130ZM0 124H1V122H0ZM2 124H3V122H2ZM6 124H7V123H6ZM16 124H17V122H16ZM29 124H30V123H27V125H29ZM38 124H37V125H38ZM53 124H54V123H53ZM57 124H55V125H57ZM65 124H66V123H65ZM75 124H76V123H75ZM107 124H108V123H107ZM109 124L107 125L108 127H109ZM128 124H129V123H128ZM227 124H228V123H227ZM3 125H4V124H3ZM11 125H12V124H11ZM17 125H18V124H17ZM27 125H26V126H27ZM31 125H32V124H31ZM39 125H40V124H39ZM43 125H44V124H43ZM46 125H45V126H46ZM60 125H61V124H60ZM66 125H67V124H66ZM76 125H77V124H76ZM87 125H88V124H87ZM87 125H86V127H87ZM89 125H90V124H89ZM94 125H95V124H94ZM104 125L106 126V124H104ZM228 125H229V124H228ZM0 126H1V125H0ZM9 126H10V125H9ZM9 126H8V127H9ZM20 126H21V125H20ZM22 126H24V124H23ZM22 126H21V128H23ZM32 126H33V125H32ZM41 126H42V125H41ZM49 126H50V125H49ZM64 126H65V125H64ZM70 126H71V123H70ZM79 126H80V125H79ZM79 126H77V128H74V129L71 128L73 131L70 130V129H68V130H69V132L71 131L72 134H73V132H74V135H75V131H74V130L78 129ZM81 126H83V125L81 124ZM81 126H80V127H81ZM111 126H113V125H111ZM116 126L118 127V125H115L114 127H116ZM119 126H120V125H119ZM125 126H126V125H125ZM230 126H231V125H230ZM12 127H14V125H13ZM28 127H29V126H28ZM30 127H31V126H30ZM34 127H35V126H34ZM46 127H48V126H46ZM52 127H54V126H52ZM72 127H73V126H72ZM75 127H76V126H75ZM84 127H85V124H84ZM89 127H90V126H89ZM114 127H112V128L110 127V129H111L112 132H113V130H115V129H113ZM117 127H116V128H117ZM0 128H2V127H0ZM3 128H4V126H3ZM3 128H2V129H3ZM17 128H19V126H18ZM36 128H37V127H36ZM65 128H66V127H65ZM69 128H70V127H69ZM93 128H94V127H93ZM118 128H119V127H118ZM118 128H117V129H118ZM123 128H124V127H123ZM5 129H6V127H5ZM9 129H10V128H9ZM9 129H6V130H7V131H11V130H9ZM30 129H31V128H29V130H30ZM39 129H40V127H39ZM48 129H49V127H48ZM53 129H57V128L54 127ZM63 129H64V128H63ZM63 129H62V130H63ZM81 129H82V128H81ZM81 129H80V131H81ZM85 129H86V128H85ZM85 129H84V130H85ZM94 129H96V127H95ZM107 129H108V128H107ZM110 129H108V132H110V131H109ZM112 129H113V130H112ZM117 129H116V130H117ZM6 130H5V131H6ZM17 130H18V129H17ZM19 130H20V129H19ZM24 130H25V129H24ZM29 130H28V131H29ZM31 130H32V129H31ZM43 130H44V129H43ZM82 130H83V129H82ZM90 130L92 131L91 128H90ZM101 130H103V129H101ZM118 130H119V129H118ZM121 130H122V126L120 127V131H121ZM1 131H2V130H1ZM28 131H27V132H28ZM56 131H57V130H56ZM59 131H61V130H59ZM77 131H78V130H76V132H77ZM85 131H87V129H86ZM85 131H84V132H85ZM93 131H94V130H93ZM93 131H92V132H93ZM95 131H96V130H95ZM11 132H12V131H11ZM13 132H14V131H13ZM13 132H12V133H13ZM32 132H33V131H32ZM37 132H38V131H37ZM41 132H42V130H41ZM44 132H45V133H49V132H47V131H45V130H44ZM69 132H66V133H69ZM78 132H79V131H78ZM87 132H88V133H87ZM87 132H86V133H87V136H88V134H90V132H89V131H87ZM92 132H91V133H92ZM102 132H104V131H102ZM102 132L99 131V132H96V133H101V135H102ZM105 132H106V129H105ZM105 132H104V133H105ZM108 132H107V135H108ZM115 132H119V131H115ZM0 133H1V132H0ZM2 133H4V132H2ZM5 133H6V132H5ZM14 133H15V132H14ZM53 133H54V132H53ZM53 133H52V134H53ZM58 133H59V132H58ZM61 133H62V132H61ZM82 133H83V131H82ZM82 133H81V134H82ZM86 133H85V134H86ZM104 133H103V134H104ZM9 134H11V133L9 132ZM24 134H25V133H24ZM27 134H28V133H27ZM33 134H35V133L33 132ZM37 134L39 135V134H40V131H39V133H37ZM41 134H42V137H43L44 133H41ZM41 134H40V135H41ZM50 134H51V133H50ZM50 134H49L48 136H50ZM52 134H51V136H52ZM63 134H64V133H63ZM72 134H71V135H72ZM78 134H79V133H78ZM83 134H84V133H83ZM85 134H84V136H85ZM105 134H106V133H105ZM113 134H114V133H113ZM113 134H112V135H113ZM1 135H2V134H0V136H1ZM3 135H4V134H3ZM31 135H32V134H31ZM38 135H36V136H38ZM46 135H47V134H46ZM59 135H61V134H59ZM79 135H80V134H79ZM79 135H78V136H79ZM94 135H95V134H94ZM99 135H100V134H99ZM5 136H6V135H5ZM7 136H8V135H7ZM7 136H6V138H7ZM24 136H25V135H24ZM24 136H23V134H22V137H24ZM26 136H27V135H26ZM26 136H25L24 138H26ZM36 136L33 135V138L36 139V138H35ZM44 136H45V135H44ZM54 136H55V135L53 134V137H54ZM56 136H58V135L56 134ZM56 136H55V138H56ZM62 136H64V135H62ZM65 136H66V135H65ZM65 136H64V137H65ZM75 136H77V135H75ZM75 136H74V137H75ZM84 136H82V137H84ZM90 136H93V135L91 134ZM95 136H96V135H95ZM105 136H106V135H105ZM109 136H111V135H109ZM158 136H159V135H158ZM1 137H2V136H1ZM1 137H0V138H1ZM15 137H16V136H15ZM17 137H18V138L20 137L21 139H23V138L21 137V135H20V136H17ZM27 137L29 138L30 136H27ZM42 137H41V136H40V137L38 136L39 139H41ZM46 137H47V136H46ZM59 137H60V136H59ZM107 137H108V136L105 137L106 139L104 138V139H105V142H106V140H107ZM28 138H27L26 140H28ZM31 138H32V137H31ZM31 138H29V139L31 140ZM75 138H76V137H75ZM77 138H78V137H77ZM79 138H81V137L79 136ZM79 138H78V139H79ZM84 138H85V137H84ZM91 138L94 139L93 137H91ZM99 138H100V137H99ZM101 138H102V137H101ZM153 138H154V137H153ZM155 138H157V137H155ZM21 139H20V140H21ZM45 139L47 140L48 138H45ZM45 139H44V140H45ZM49 139H50V138H49ZM53 139H54V138H53ZM85 139H86V138H85ZM89 139H90V138H89ZM95 139H96V138H95ZM30 140H28V141H30ZM32 140H33V139H32ZM36 140H37V139H36ZM44 140H43V141H44ZM46 140H45V141H46ZM50 140H51V139H50ZM79 140H80V139H79ZM79 140H78V141H79ZM90 140H91V139H90ZM97 140H98V138H97ZM100 140H101V139H100ZM102 140H103V139H102ZM102 140H101V141H102ZM261 140L263 141L264 139H260V141H261ZM21 141H22V140H21ZM23 141H24V139H23ZM23 141H22V142H23ZM33 141H35V140H33ZM37 141H38V140H37ZM52 141H53V140H52ZM56 141H57V140H56ZM78 141H77V142H78ZM93 141H94V140H93ZM93 141H92V143H93ZM95 141H96V140H95ZM95 141H94V144H92V143L90 142V143H91V147H92L93 145L95 146V144H96V147H97V142L95 143ZM101 141H100V142H101ZM258 141H259V140H258ZM260 141H259V142H260ZM262 141H261V142H262ZM58 142H59V140H58ZM85 142L87 143V142H89V141H85ZM102 142H104V140H103ZM102 142H101V143H102ZM259 142H256L255 144H254V143H253V144L256 145V144L259 143ZM27 143H28V142H27ZM31 143H32V142H31ZM44 143H45V142H44ZM44 143H43L44 146H43V145H40V146H42L43 149H44V147H46V148L48 149V147H50V146H48V145L46 144V145L48 146V147H47V146H45ZM46 143H49V142L46 141ZM53 143H55V140H54ZM56 143H57V142H56ZM56 143H55V145H56ZM106 143H107V142H106ZM106 143H103V144L106 145ZM58 144H59V143H58ZM58 144H57V146H58ZM80 144H81V143H80ZM80 144H79V145H80ZM83 144L85 145L84 142H83ZM87 144H88V143H87ZM98 144H99V143H98ZM27 145H29V144H27ZM27 145H26V146H27ZM37 145H38V144H37ZM37 145H36V146H37ZM101 145H102V144H101ZM249 145H251V144H249ZM259 145H260V143H259ZM38 146H39V145H38ZM38 146H37V148H38ZM81 146H82V145H81ZM81 146H79V147L81 148ZM86 146H87V145H86ZM88 146H90V145H88ZM261 146H262V144H261ZM261 146H259V147H261ZM29 147H30V145H29ZM42 147H39V148H42ZM52 147H54V144L52 145ZM79 147H78V148H79ZM91 147H89V148H91ZM96 147H94V148H96ZM98 147H99V146H98ZM98 147H97V148H98ZM256 147H257V146H256ZM259 147H258V148H259ZM262 147H264V145H263ZM27 148H28V147H27ZM31 148H32V145H31ZM35 148H36V147H35V145H34L33 149H31V150H33V151L35 152V151H36V150H34ZM153 148H154V147H152V149H153ZM155 148H156V147H155ZM155 148H154V149H155ZM249 148H250V146H249ZM249 148H248V149H249ZM252 148H255V147L252 146ZM252 148H250V149H252ZM29 149H30V148H29ZM81 149H83V148H81ZM81 149H80V150H81ZM86 149H87V148H86ZM100 149H101V148H100ZM152 149H151V150H152ZM259 149L263 150L262 148H259ZM88 150H89V149H87V151H88ZM90 150H92V149H90ZM210 150H211V149H210ZM257 150H258V149H257ZM77 151H78V150H77ZM83 151H84V150H83ZM87 151H84V152L86 153ZM255 151H256V149H255ZM258 151H259V150H258ZM75 152H76V151H75ZM75 152H73V153H75ZM79 152H80V151H79ZM79 152H77L78 154L75 153V155H79V154L81 153V152H80V153H79ZM90 152H91V151H90ZM205 152H206V151H205ZM211 152H213V151H211ZM222 152H223V150H222ZM262 152H263V154H264V151H262ZM262 152H261V153H262ZM35 153H36V152H35ZM71 153H72V152H71ZM85 153H84V154H85ZM92 153H94V152H92ZM207 153H209V151H208ZM84 154H81V155H84ZM204 154H205V153H204ZM221 154H222V153H221ZM29 155H30V154H29ZM66 155H67V154H66ZM73 155H74V154H73ZM81 155H80V156H81ZM209 155H210V154H209ZM214 155H215V154H214ZM63 156H64V155H63ZM63 156H62V157H63ZM70 156H71V154H70ZM70 156L68 155L67 157L70 158ZM219 156H220V155H219ZM219 156H218V158H219ZM221 157H223V156H221ZM221 157H220V158H221ZM33 158H34V157H33ZM224 158H225V157H224ZM60 159H61V158H60ZM65 159H66V157H65ZM71 159H72V158H71ZM71 159H70V160H71ZM143 159H144V157L142 158V160H143ZM63 160H64V157H63ZM142 160H141V161H142ZM217 160H218V159H217ZM217 160H216V162H217ZM223 160H224V159H223ZM33 161H34V160H32V163H34ZM220 161H221V159H219V162H220ZM29 162H30V161H29ZM57 162H59V161H57ZM57 162H56V163H57ZM61 162H62V160L60 161V163H61ZM75 162H76V161H75ZM75 162H73V163H75ZM213 162H214V161H213ZM222 162H224V161H221V164H222ZM64 163H65V162H64ZM215 164H217V163H215ZM215 164H214V165H215ZM218 164H220V163H218ZM60 165H61V164H60ZM64 165H65V164H64ZM216 166H217V168H219L221 165H220V166H219V165H215V166H213V167H216ZM218 166H219V167H218ZM213 167H212V168H213ZM227 168H228V167H227ZM227 168H224V167H223V169H225V170H229V169H227ZM219 169H220V168H219ZM223 169L221 168L220 171L223 170ZM217 170H218V169H217ZM217 170H215V171H217ZM220 171L218 170V172H220ZM223 171H224V170H223ZM224 172H225V171H224ZM216 173H217V172H216ZM118 174H119V173H118ZM118 174H117V175H118ZM220 174H221V173H220ZM223 175H224V173H223ZM120 176H121V175H120ZM250 179H251V178H250ZM246 181H248V180H246ZM246 181H244V182H246ZM249 181H251V180H249ZM249 181H248V182H249ZM244 182H243L242 184H245ZM240 183H241V182H239V184H240ZM237 185H238V184H237ZM245 185H246V184H245ZM261 185H262V184H261ZM261 185L259 184V186H261ZM235 186H236V185H235ZM235 186H230V187H231V192H230L231 195H230V196H232V192H233L232 187H235ZM239 186H240V185H239ZM239 186H238V187H239ZM252 186H253V185H251V187H252ZM254 186H255V185H254ZM259 186H258V184H257V187H259ZM263 186H264V184H263ZM263 186H262V187H263ZM222 187H223V186H222ZM222 187H221V188H222ZM224 187H225V186H224ZM226 187H228V186H226ZM230 187H228V188H230ZM240 187H241V186H240ZM240 187H239V189H241ZM245 187H246V186H245ZM247 187H248V186H247ZM218 188H219V187H218ZM243 188H244V187H243ZM253 188H254V187H253ZM260 188H261V187H260ZM260 188H259V189H260ZM224 189H225V188H224ZM226 189H227V188H226ZM250 189H251V188H250ZM250 189H249V191H251ZM222 190H223V189H222ZM227 190H228V189H227ZM241 190H242V189H241ZM234 191H235V190H234ZM237 191H238V190H237ZM245 191H246V189H245ZM247 191H248V190H247ZM247 191H246V192H247ZM215 192H216V191H215ZM222 192H223V191H222ZM224 192H225V191H224ZM242 192H243V191H241V193H242ZM63 193H64V192H63ZM63 193H62V194L60 193V194L63 195ZM67 193H68V192H67ZM230 193H229V194H230ZM248 193H249V192H248ZM256 193H257V192H256ZM263 193H264V191L262 192V194H263ZM64 194H65V193H64ZM218 194H220L219 190H218ZM221 194H222V193H221ZM229 194H227V195H229ZM233 194H234V192H233ZM235 194H236V192H235ZM238 194H240V193L238 192ZM238 194H237V195H238ZM246 194H247V193H246ZM257 194H258V193H257ZM262 194H261V197L264 196V195L262 196ZM222 195H223V194H222ZM237 195H235V196H237ZM240 195H242V194H240ZM243 195H245V193H244ZM57 196H58V195H57ZM66 196H67V195H66ZM66 196H65V197H66ZM210 196H212V195H209V196H208L209 199L211 198ZM214 196H215V193H214ZM216 196H217V195H216ZM216 196H215V198H216ZM225 196H226V195H225ZM225 196H224V197H225ZM230 196H229V198H231ZM246 196H248V195H246ZM246 196H244V197H246ZM254 196H255V195H254ZM55 197H56V196H55ZM59 197H60V196H59ZM59 197H58V198H59ZM258 197H260V196H258ZM38 198H39V197H38ZM61 198H62V196H61ZM61 198H60V199H61ZM213 198H214V197H213ZM218 198H221V197H218ZM222 198H223V197H222ZM225 198H226V197H225ZM246 198H247V197H246ZM252 198H254V197L252 196ZM252 198H250V199H252ZM256 198H257V197H256ZM256 198H254V199L257 200L258 198H257V199H256ZM52 199H53V198H52ZM52 199H49V200H52ZM64 199H65V198H64ZM64 199H63V200H64ZM207 199H208V198H207ZM239 199H240V198H239ZM241 199H242V196H241ZM260 199H261V198H260ZM260 199H259V200H260ZM263 199H264V198H263ZM28 200H29V198H28ZM30 200H31V199H30ZM34 200H35V198H34ZM44 200H45V199H44ZM44 200H42V201H44ZM49 200H48V205H49ZM53 200H55V199H53ZM210 200H212V198H211ZM213 200H214V199H213ZM217 200H218V199H217ZM220 200H221V199H220ZM223 200H225V199H223ZM227 200H228V198H227ZM259 200L256 201V202H260ZM26 201H27V200H26ZM39 201H40V199H39ZM58 201H59V200H58ZM204 201H205V199H204ZM208 201H209V200H208ZM225 201H226V200H225ZM229 201H230V200H229ZM243 201H245V200H243ZM24 202H25V201H24ZM40 202H41V201H40ZM40 202H38L39 205L41 204ZM50 202H51V201H50ZM56 202H57V201H56ZM59 202H60V201H59ZM59 202H57V203H59ZM63 202H64V201H63ZM214 202H215V201H214ZM250 202H252V201H251V200L249 201V206H250V204H251ZM261 202H262V199H261ZM21 203H22V202H21ZM34 203H35V202H34ZM36 203H37V201H36ZM45 203H47V201H46ZM51 203H53V202H51ZM51 203H50V204H51ZM61 203H62V202H61ZM217 203H218V202H217ZM237 203H240V202H237ZM244 203H245V202H244ZM246 203H247V202H246ZM246 203H245V204H246ZM252 203H254V202H252ZM16 204H17V203H15V205H16ZM18 204H20V203H18ZM22 204H23V203H22ZM210 204H211V203H210ZM213 204H214V203H213ZM218 204L222 205V204H226V202H223V201H222V203H218ZM227 204H228V203H227ZM227 204H226V206H227ZM259 204H260V203H259ZM259 204H258V205H259ZM1 205H3V204H1ZM31 205H33V206L35 207V206H37L38 204H37V205H35V204H31ZM52 205H53V204H52ZM52 205H50V206H52ZM55 205H56V204H55ZM215 205H216V203H215ZM220 205H219V206L216 205V206H217V207H222V206H220ZM232 205H233V204H232ZM239 205H240V204H239ZM253 205H254V204H253ZM17 206H18V205H17ZM44 206H45V205H44ZM50 206H48V207H50ZM211 206H212V204H211ZM211 206H209V207H211ZM234 206H235V204H234ZM234 206H232V207H234ZM236 206H237V204H236ZM242 206H243V205H242ZM242 206H241V207H242ZM245 206H246V205H245ZM245 206H244V207H245ZM261 206H262V205H261ZM261 206H260V207H261ZM1 207H3V206H0V208H1ZM11 207H12V206H11ZM27 207H28V206H27ZM29 207H30V206H29ZM34 207H33V208H34ZM46 207H47V206H46ZM224 207H225V206H224ZM237 207H238V206H237ZM237 207H234V208L236 209ZM244 207H243V210H244ZM263 207H264V206H263ZM6 208H7V207H6ZM6 208H5V209H6ZM17 208H18V207H17ZM40 208H41V206L38 207V209H40ZM42 208H44V207H42ZM54 208H55V207H54ZM163 208H164V207H163ZM185 208H186V207H185ZM207 208H208V207H207ZM212 208H215V207L213 206ZM234 208H233V209H234ZM258 208H259V207H258ZM258 208H257V209H258ZM15 209H16V208H15ZM29 209L31 210L32 208H29ZM38 209H37V210H38ZM58 209H59V208H58ZM58 209H57V210H58ZM172 209H173V208H172ZM174 209L177 210L178 208L175 207ZM174 209H173V210H174ZM179 209H180V208H179ZM186 209H187V208H186ZM200 209H201V211H204V210H202V208H200ZM200 209H199V210H200ZM203 209H204V208H203ZM205 209H206V208H205ZM208 209H209V208H208ZM217 209H218V208H216V210H217ZM225 209H229V208L226 207ZM230 209H231V208H230ZM248 209H249V208H248ZM253 209H254V208H253ZM3 210H4V209H3ZM9 210H10V209H9ZM27 210H28V208H27V209H26V208L24 209L25 212H24L23 210H20L21 212L23 211L24 215H23L22 213H19V215H18V214H14V215L12 214L11 217L6 218V219L4 218L5 220L3 219L2 222H0V227H3V226L8 225V224H11V222H9V223H5L7 220L12 221V223H13L12 225H14V227H17L18 225H16V224H18L20 221L24 220L25 218L30 217L31 215L33 216L34 212L36 211V209H35V211L32 212V210H33V209H32V210H31V213H28ZM40 210H41V209H40ZM44 210H45V208H44ZM49 210H50V209H49ZM57 210H56V211H57ZM160 210H161V209H160ZM160 210H158V211L160 212V214H162V210H163V209H162L161 211H160ZM170 210H171V209H170ZM180 210H181V209H180ZM180 210H178V211H180ZM183 210H184V208H183ZM187 210H188V209H187ZM190 210H191V208H190ZM206 210H207V209H206ZM206 210H205V212H206ZM214 210H215V209H214ZM237 210H239V209H237ZM240 210H242V209H240ZM254 210H255V209H254ZM1 211H2V210H1ZM16 211H17V210H16ZM20 211H19V212H20ZM46 211H47V210H46ZM56 211L54 210V211H52V212H56ZM165 211H167V210H165ZM168 211H169V210H168ZM178 211H177V212H178ZM196 211H197V210H196ZM209 211H210V209H209ZM219 211H220V210H219ZM219 211H218V212H219ZM227 211L229 212V210H227ZM232 211H233V210H232ZM232 211H231V212H232ZM235 211H236V210H235ZM245 211H246V210H245ZM2 212H3V211H2ZM17 212H18V211H17ZM17 212H16V213H17ZM41 212H42V211H41ZM183 212H186V211H183ZM188 212H189V214H190L189 216H191V217L186 216V217H188V218H186L185 221H184L185 218H184L183 220L180 218V219L183 221V224H187V225H188V223H189L190 221H193L192 219H193L194 217L197 216V215H194V214H192V215H193V216H192L191 213H190V211H188ZM193 212H194V211H193ZM197 212H198V211H197ZM212 212H214V211H212ZM225 212H226V211H225ZM225 212H223L224 215H225ZM251 212H252V211H251ZM253 212H254V211H253ZM14 213H15V212H14ZM25 213H28V214H25ZM50 213H51V212H50ZM50 213H48V214L50 215ZM164 213H165V212H163V214H164ZM167 213H168V212H167ZM172 213H174V212L172 211ZM175 213H176V212H175ZM181 213H182V211H181ZM181 213H180V214H181ZM199 213H200V212H199ZM219 213L221 214V212H219ZM223 213H222V214H223ZM236 213H237V212H236ZM242 213L244 214L243 211H242ZM259 213H261V209H260V210H256V211L254 212V215L256 216V215H258ZM263 213H264V211H263ZM263 213H262V214H263ZM42 214H44V213L42 212ZM42 214H41V216H43ZM160 214H158V215H160ZM165 214H166V213H165ZM178 214H179V213H178ZM178 214L176 213L177 216H179ZM185 214H186V213H185ZM195 214H197V213H195ZM202 214H203V213H202ZM210 214H211V213H210ZM216 214L219 215L218 213H216ZM216 214L213 215V219H215L214 216H216ZM245 214H246V213H245ZM251 214H253V213H250V215H251ZM34 215H35V214H34ZM51 215H52V214H51ZM167 215H168V214H167ZM169 215H170V214H169ZM169 215H168V216H169ZM186 215H187V214H186ZM200 215H201V214H200ZM224 215H223V216H224ZM233 215H234V214H233ZM233 215H232V216H233ZM238 215H239V213H238ZM240 215H241V212H240ZM248 215H249V214H248ZM248 215L246 214V216H248ZM7 216H8V215H7ZM38 216L41 217L40 214H39ZM45 216H46V215H45ZM163 216H164V215H163ZM168 216H166V217L164 216V217L167 219ZM173 216H175V215H173ZM211 216H212V215H211ZM234 216L236 217L237 215L235 214ZM242 216H243V215H242ZM242 216H240V217H242ZM246 216H245V217H246ZM259 216H260V215H259ZM262 216H263V215H262ZM1 217H2V216H1ZM5 217H6V216H5ZM36 217H37V216H36ZM36 217H35V218H36ZM170 217H171V215H170ZM170 217H168V218H170ZM175 217H176V216H175ZM208 217H210V215H209ZM208 217H207V218H208ZM216 217H217V216H216ZM245 217H244V218H245ZM256 217H257V216H256ZM30 218H31V217H30ZM43 218H45V217H43ZM161 218H162V217H161ZM207 218H205L206 221H208ZM228 218H229V217H228ZM228 218H227V219H228ZM244 218H243V219H244ZM259 218H260V217H259ZM0 219H1V218H0ZM36 219H37V218H36ZM39 219H40V218H39ZM170 219H171V218H170ZM211 219H212V217H211ZM217 219H218V218H217ZM230 219H233V217H231ZM234 219H237V218H234ZM240 219H241V218H240ZM245 219H246V218H245ZM247 219H248V217H247ZM247 219H246V221H247ZM249 219H253V218L250 217ZM254 219H255V217H254ZM256 219H257V218H256ZM29 220H31V219H29ZM29 220H28V221H29ZM33 220H35V219H33ZM41 220H42V218L40 219V221H41ZM45 220H47V219L45 218ZM45 220H44V222H45ZM161 220L164 221L163 218H162ZM171 220H172V219H171ZM177 220H178V219H176V221H177ZM195 220H196V219H195ZM195 220H194V221H195ZM197 220H199V219H197ZM200 220H204V219H203V218H202V219L200 218ZM200 220H199V221H200ZM205 220H204V222H205ZM218 220H219V219H218ZM221 220H222V219H221ZM224 220H225V218H224ZM259 220H262V218H260ZM0 221H1V220H0ZM31 221H32V220H31ZM36 221H37V220H36ZM42 221H43V220H42ZM199 221H197V222H198V223L202 222V221H200V222H199ZM225 221H228V220H225ZM225 221H224V223H225ZM234 221H235V220H234ZM237 221H238V220H237ZM243 221H244V220H243ZM249 221L251 222L252 220H249ZM253 221H255V220H253ZM257 221H258V220H257ZM47 222H48V220H47ZM47 222H45V223H47ZM157 222H158V220H157ZM159 222H161V221H159ZM172 222H174V221H172ZM179 222H181V221H179ZM195 222H196V221H195ZM197 222H196V223H197ZM204 222H203V223H204ZM215 222H216V221H215ZM218 222H219V221H218ZM259 222H260V221H259ZM24 223H27V222H24ZM28 223H29L30 225H32V224L34 225L36 222H33V223L28 222ZM170 223H171V222H170ZM176 223H177V222H176ZM241 223H243V222H241ZM245 223H246V222H245ZM245 223H244V227L246 226ZM251 223H252V222H251ZM255 223H257V227H255V229H256V228H258V222L255 221V222L252 223V224L254 225ZM260 223H262V222H260ZM19 224H20V225H19V227H17V228H20L21 225H22L21 223H19ZM42 224H43V223H42ZM102 224H103V222H102ZM102 224H101V226H102ZM106 224H107V222L104 223V225H106ZM173 224H174V223H171V226H172ZM191 224H193V222H192V223H189V225H191ZM204 224H206V222H205ZM209 224H210V223H209ZM211 224H212V222H211ZM219 224H220V223H219ZM235 224H236V223H235ZM239 224H240V220H239ZM252 224H251V225H252ZM263 224H264V221H263ZM15 225H16V226H15ZM104 225H103V226H104ZM175 225H176V224H175ZM187 225H185V226L183 225V227H181V228H182V229H187V228H188ZM195 225H196V224H195ZM200 225L202 226V224H200ZM200 225H199V226H200ZM216 225H217V223H216ZM233 225H234V224H233ZM237 225H238V223H237ZM237 225H236V227H237ZM240 225H241V224H240ZM251 225H249V226H251ZM261 225H262V224H261ZM261 225L259 224V226H261ZM9 226H10V225H9ZM26 226H27V225H26ZM158 226H160V223H159ZM161 226H163V225L161 224ZM191 226H193V225H191ZM199 226H198V227H199ZM204 226H205V225H204ZM221 226H222V225L220 224V225H218V226L208 227V228L205 229V230L203 229L204 231H203V230H200L201 232L198 231L199 234L196 233V235H194V238H197V239H198V238H200L201 236H203V235H205V234H208V235H209L210 233H212V232H214V231L217 232V230H219V229L221 228ZM241 226H242L241 228H240V226H239L240 229L243 228V225H241ZM254 226H255V225H254ZM6 227H7V226H6ZM23 227H24V226H22V228H23ZM28 227H29V226H28ZM81 227H82V226H81ZM81 227H79V229H80ZM85 227H86V226H85ZM105 227H107V226H105ZM177 227H178V226H177ZM184 227H185V228H184ZM193 227H196V226H193ZM231 227H232V226H231ZM251 227H252V226H251ZM261 227H262V226H261ZM10 228H13V227L10 226ZM10 228H9V229H10ZM22 228H21V229H22ZM24 228H25V227H24ZM30 228H31V227H30ZM30 228H27V229H30ZM87 228H88V227H87ZM89 228H90V227H89ZM173 228H174V227H173ZM199 228H200V227H199ZM201 228H202V227H201ZM203 228H204V227H203ZM229 228H230V227H229ZM234 228H235V226H234ZM239 228L237 227L236 229L238 230ZM246 228H247V227H246ZM246 228H245V230H246ZM248 228H249V227H248ZM248 228H247V229H248ZM7 229H8V228H7ZM13 229H15V228H13ZM13 229H12V230H13ZM82 229L86 230V229L84 228V226H83ZM171 229H172V228H171ZM190 229H191V228H190ZM226 229H227V228H226ZM231 229H232V230H231ZM231 229H230V230H229V229H228V230H224V229H223V230H224L225 232H228V231L230 232V231H232V232L235 233V229H234V231H233V227H232ZM240 229H239V230H240ZM251 229L253 230L254 228H251ZM251 229H250V230H251ZM259 229H260V227H259ZM4 230H5V229H4ZM4 230H3V231H4ZM10 230H11V229H10ZM17 230H18V229L13 230V231H17ZM19 230H20V229H19ZM22 230H24V229H22ZM30 230H31V229H30ZM147 230H148V229H147ZM149 230H150V229H149ZM177 230H180V228L177 229ZM195 230H196V228H195ZM250 230L248 229V232H249ZM262 230H264V229H262ZM3 231H2V232L0 231L1 235H2ZM7 231H8V230H6V232H5V231H4V232L7 233ZM13 231H10V232H12V234H14ZM20 231H21V230H20ZM24 231H25V230H24ZM86 231H87V230H86ZM173 231L175 232V230H173ZM181 231H182V230H181ZM181 231H180V232H181ZM240 231H241V230H240ZM260 231H261V230H260ZM260 231H259V232H256V231H255V232H256V233H260ZM26 232L29 233L27 230H26ZM35 232H36V231L34 230V233H35ZM44 232H45V231H44ZM44 232H42V233H44ZM171 232H172V231H171ZM182 232H183V231H182ZM185 232H186V231H185ZM188 232H189V231H188ZM190 232H191V231H190ZM190 232H189V233H190ZM222 232H223V231H222ZM222 232H221V233H222ZM225 232H224L223 234H225V236H226V233H225ZM229 232H228V234H231L230 236H232V233H229ZM241 232L243 233L244 230H242ZM251 232H253V231H251ZM16 233H17V232H16ZM19 233H20V232H19ZM24 233H25V232H24ZM24 233H22V236H23V237H24V235H23ZM32 233H33V231H32ZM88 233H89V232H88ZM172 233H173V232H172ZM175 233H176V232H175ZM175 233H174V234H175ZM193 233H194V232H193ZM219 233H220V231H219ZM221 233H220V234H221ZM234 233H233V234H234ZM236 233H237V231H236ZM244 233H245V232H244ZM246 233H247V231H246ZM256 233H254V234H256ZM3 234H4V233H3ZM10 234H11V233H10ZM63 234H64V233H63ZM90 234H92V233H90ZM90 234H87V235H90ZM164 234H165L166 238L168 239L167 236H169L170 234H169V235H166V234H168V233H164ZM177 234H179V233H177ZM180 234H182V233H180ZM180 234H179V236H180ZM220 234H219V236H220ZM228 234H227V236H228ZM261 234H263V231H262ZM14 235H16V234H14ZM17 235H18V236H14V237H15V238H16V237L19 238V237L21 236V234H17ZM29 235L31 236V234H29ZM33 235H34V234H33ZM33 235H32V237H33ZM37 235H38V234H37ZM40 235H41V234H40ZM61 235H62V234H61ZM66 235H67V234H66ZM85 235H86V234H85ZM171 235H172V234H171ZM189 235H191V234H189ZM212 235H213V234H212ZM215 235H217V233L214 234V237H216ZM244 235H246V234H244ZM248 235H251V234H248ZM248 235H246L245 237L248 238ZM258 235H259V234H257L256 238H255V237H254V238L257 239V238H258ZM22 236H21V237H22ZM34 236H36V235H34ZM62 236L64 237V235H62ZM172 236H173V235H172ZM185 236H186V235H185ZM217 236H218V235H217ZM225 236H221V237L223 238V237H225ZM252 236H255V235L252 234ZM12 237H13V236H12ZM14 237H13V239H14ZM27 237H28V235H27ZM32 237H31V238H32ZM52 237H53V236H52ZM60 237H61V236H60ZM63 237H61V238H63ZM83 237H84V235H83ZM87 237H89V236H87ZM160 237H161V236H160ZM163 237H164V236H163ZM163 237H161V238H163ZM190 237H191V236H190ZM208 237H209V236H208ZM214 237H213V238H214ZM232 237H233V236H232ZM234 237H235V236H234ZM239 237H242V236L240 235ZM239 237H237V234H236V238L239 239V241H240V238H239ZM245 237H243V238H245ZM250 237H251V236H250ZM25 238H26V236H25ZM25 238H22V239L25 240ZM49 238H51V237H49ZM56 238H57V237H56ZM61 238H60V239H61ZM84 238H85V237H84ZM172 238H173V237H172ZM179 238H180V237H179ZM182 238L184 239V237H182ZM187 238H188V237H187ZM187 238H186V239H187ZM205 238H206V237H205ZM205 238H204L203 240H205ZM210 238H211V240H210L211 242L216 243L217 246L219 245L217 242L214 241V240H216V238H215V239H212V236H211ZM218 238H219V237H217V239H218ZM247 238H245V239L247 240ZM16 239H17V238H16ZM16 239H15V240H16ZM22 239L19 238V240H21V241H22ZM33 239H34V238H33ZM52 239H53V238H52ZM54 239H55V238H54ZM54 239H53V240H54ZM157 239H158V238H157ZM159 239H160V238H159ZM163 239H164V238H163ZM174 239H176V238H173L172 240H174ZM180 239H181V238H180ZM219 239L221 240V238H219ZM223 239H224V238H223ZM223 239H222V240H223ZM225 239H226V238H225ZM229 239H230V238H229ZM229 239H228V237H227V241H230ZM241 239H242V238H241ZM248 239H249V238H248ZM252 239H253V237H252ZM255 239H254V240H255ZM15 240H13L12 242L14 243ZM19 240L17 239V241H19ZM27 240H28V239H27ZM29 240H30V238H29ZM31 240H32V239H31ZM45 240H46V238H45ZM160 240H161V239H160ZM169 240H170V239H169ZM169 240H168V241H169ZM200 240H201L200 244H202V239H200ZM200 240H197L198 242H196V243H199ZM207 240H208V238H207ZM212 240H213V241H212ZM220 240H216V241L219 242ZM222 240H221V241H222ZM233 240L236 241V239H233ZM233 240H232V241H233ZM242 240H243V239H242ZM242 240H241V243H242ZM250 240H251V239H250ZM250 240H248V241H250ZM32 241H34V240H32ZM43 241H44V240H43ZM49 241H50V240H49ZM51 241H52V240H51ZM54 241H55V240H54ZM165 241H166V239H165ZM165 241H164V242H165ZM176 241H177V239H176ZM179 241H180V240H179ZM181 241H184V242H185L186 240H185V239H184V240L181 239ZM205 241H206V240H205ZM205 241H204L203 243H205ZM208 241H209V240H208ZM210 241H209V242H210ZM221 241H220V242H221ZM19 242H20V241H19ZM36 242H38V241H36ZM36 242L34 243L35 245H33V246H31L32 244H31L30 246L28 245L29 247L24 246L23 248H25V249H24V250H21V249H23V248H21V249H20L21 252H23V251L27 252V251H29L30 249L37 248L39 245H38V243L36 244ZM39 242H42V241H39ZM177 242H178V241H177ZM224 242H225V241H224ZM237 242H238V241H237ZM245 242H246L245 244H247L246 246L244 245V243L242 244L243 246H242L240 243H238L239 246H240V245L242 246L241 249H243V248H248V249H250V248L253 246V244H252V246L250 247V245L247 243V241H245ZM250 242L252 243L253 241L251 240ZM250 242H249V243H250ZM254 242L256 243V245H255L256 247L258 246V247H262V249H264V235L261 236L259 239H257V240L254 241ZM46 243H47V242H46ZM52 243H53V242H52ZM158 243H160V241H159ZM165 243H166V242H165ZM171 243H172V242H171ZM173 243L175 244V242H173ZM182 243H183V242H182ZM186 243H187V242H186ZM193 243H195V242H193ZM196 243H195V244H196ZM207 243H208V242H207ZM221 243H222V242H221ZM231 243L234 244V241H233V242H230V245H231ZM25 244H26V243H25ZM92 244H93V243H92ZM174 244H173V245H174ZM176 244H177V243H176ZM180 244H181V242H180ZM195 244H193V245H195ZM208 244H209V243H208ZM216 244H215V245H216ZM224 244H225V243H224ZM26 245H27V244H26ZM42 245H43V243H42L40 246H42ZM44 245H45V247H46L47 244H44ZM51 245H52V244H51ZM51 245L49 246L50 248H51ZM55 245H56V244H55ZM55 245L52 246V247H55ZM57 245H58L57 247H58V251H59V249H60V248H63L66 244L63 245V247H61L60 244H57ZM84 245H85V244H84ZM88 245H89V244H87V245H85V246L82 245V248H81V249H83V248H85V247H88ZM150 245H151V244H150ZM152 245H153V244H152ZM166 245H167V244H166ZM166 245H164V246H166ZM169 245H170V242H169ZM182 245H183V244H182ZM211 245H213V244H211ZM248 245H249V247H247ZM89 246H90V245H89ZM145 246H146V245H145ZM153 246H154V245H153ZM158 246H159V245H158ZM175 246H176V245H175ZM177 246H178V244H177ZM186 246H187V245H186ZM186 246H185V249H186V250L183 249V251H187V252H189V251L187 250L188 247H186ZM188 246H189V244H188ZM198 246H199V245H198ZM201 246H202V245H201ZM207 246H208V245H207ZM207 246H206V247H207ZM224 246H225V245H224ZM226 246H227V244H226ZM228 246H229V245H228ZM231 246H232V245H231ZM235 246H236V245H235ZM8 247H9V246H8ZM8 247H7V248H8ZM43 247H44V246H43ZM142 247H143V246H142ZM159 247H160V246H159ZM169 247H170V246H169ZM190 247H192V246H191V242H190V246H189V248H190ZM193 247H194V246H193ZM211 247H212V246H211ZM237 247H238V245H237ZM2 248H3V247H1L0 249H2ZM50 248H49V249H50ZM149 248H150V247H149ZM152 248H153V247H151V249H152ZM164 248H165V247H164ZM166 248H167V246H166ZM166 248H165V249H166ZM170 248H171V247H170ZM189 248H188V249H189ZM196 248H197V247H196ZM198 248H199V247H198ZM198 248H197V249H198ZM207 248H208V247H207ZM212 248H214V247H212ZM212 248H211V249H212ZM217 248H219V247H217ZM223 248H224V247H223ZM226 248H227V250H228V247H226ZM229 248H230V247H229ZM235 248H236V247H235ZM239 248H240V247H239ZM253 248H254V247H253ZM4 249H5V248H4ZM4 249H2V250H4ZM12 249H13V248L11 247V250H12ZM44 249H45V248H44ZM49 249H45V250H48V251H46L47 253H50V251H51V252L53 251L52 248H51L52 250H49ZM140 249H142V248H140ZM143 249H145V248H143ZM157 249L160 250V248H158V247H157ZM175 249H176V248H175ZM190 249L192 250V252L194 251V252H193L194 254L196 253V252H195V249H192V248H190ZM200 249H201V248H200ZM209 249H210V248H209ZM209 249H208V250H209ZM233 249H234V248H233ZM248 249H243V250H248ZM259 249H260V248H259ZM262 249H260V250H262ZM6 250H7V249H6ZM13 250H14V249H13ZM42 250H43V249H42ZM55 250H57V249H55ZM55 250H54L53 252H57V251H55ZM79 250H80V249H79ZM136 250H137V249H136ZM147 250H148V247H147ZM153 250H155V249L153 248ZM161 250H162V248H161ZM179 250H180V249H179ZM179 250H178V252H179ZM181 250H182V249H181ZM202 250L204 251V247H203ZM202 250H200V251L203 253ZM206 250H207V249H206ZM206 250H205V252H207ZM218 250H219V249H218ZM218 250H217V251H218ZM227 250L225 249L224 251H227ZM229 250H230V249H229ZM235 250H236V249H235ZM237 250H239V249H237ZM243 250H242V251H243ZM250 250H251V249H250ZM252 250H255V248L252 249ZM30 251H31V250H30ZM39 251H41V250H39ZM143 251H144V250H143ZM143 251L141 250V252H139V253H142ZM150 251H151V250H150ZM150 251H149V252H150ZM163 251H164V249H163ZM163 251H161V252H163ZM166 251H167V250H166ZM176 251H177V250H176ZM176 251L174 252V254L176 253L175 256L177 255V252H176ZM183 251H182V252H183ZM197 251H199V250H197ZM209 251H210V250H209ZM213 251H214V250H212V252H213ZM217 251H216V252H217ZM220 251L222 252V250H220ZM224 251H223V252H224ZM231 251H233V250L231 249ZM231 251H227V252H231ZM240 251H241V250H240ZM240 251H239V252H240ZM248 251H249V250H248ZM256 251H257V253H256ZM256 251H255V252L252 251V253H251V254H253V255H254V253H256V255L254 256L255 258L257 257V255H258V251H259V250L256 249ZM263 251H264V250H263ZM263 251H262V252H263ZM8 252H10V251H8ZM21 252H19V250H18L17 252H14V253L10 252V255H9V254H7V255H9V256H11V255H16V254H19V253H21ZM43 252H44V250H43ZM46 252H45V253H46ZM152 252H153V251H152ZM155 252H156V251H155ZM190 252H191V251H190ZM190 252H189V253H190ZM227 252H226V254H227ZM249 252H250V251H249ZM262 252L260 251L259 254L262 253ZM36 253H38V251H36ZM41 253H42V252H41ZM45 253H44V254H45ZM47 253H46V254H47ZM66 253H68V252H66ZM75 253H76V251H75ZM137 253H138V252H137ZM144 253H145V252H144ZM158 253H160V252H158ZM166 253H167V252H166ZM179 253H180V252H179ZM179 253H178V254H179ZM183 253H184V252H183ZM189 253H188V255H189ZM208 253H209V252H208ZM208 253H207V254H208ZM214 253H215V252H214ZM232 253H234V252H232ZM236 253H237V256H238V251H237V252L235 251V254H236ZM30 254H31V253H30ZM34 254H35V253H34ZM34 254H32V256H33ZM44 254L42 253V255H41V254H39V255L42 257ZM46 254H45V255H46ZM146 254H147V253H146ZM161 254H162V253H161ZM161 254H158V255H161ZM163 254H164V252H163ZM163 254H162V255H163ZM170 254H172V251H171ZM174 254H172V256H173ZM194 254H190L189 256L192 255V257H193ZM196 254H197V253H196ZM198 254H200V252H199ZM204 254H206V253H204ZM216 254H217V253H216ZM226 254H224V255H226ZM242 254H243V252H242ZM248 254H250V253H247L246 255H248ZM5 255H6V254H5ZM19 255H21V254H19ZM35 255H36V257L34 256V258H30V257H29V258H23L22 260H18V259H17V260H18V261L16 260L17 262H16V261L11 262V260H9V258H10L9 256H4V255L1 256V255H0V256H1V257H0V263L3 262L4 260H9L8 262H5V261H4V262H5L4 264H30L31 262L36 261V258L39 257V255H38V257H37V254H35ZM142 255H143V254H142ZM148 255H149V254H148ZM148 255H147V258H150L149 261H150V262H153L155 259H153V258H151V257H148ZM153 255H154V254H153ZM179 255H182V253L179 254ZM201 255H202V254H201ZM201 255H199V256H201ZM220 255L222 256L221 253H220ZM220 255H219V256H220ZM224 255H223V256H224ZM228 255H229V254H228ZM239 255H241V254L239 253ZM244 255H245V252H244V254H243V259L247 258L246 256H245V258H244ZM28 256H29V255H28ZM65 256H67V254L55 255V257H51L50 259L47 258L48 260H46V262H42L41 260H39V261L41 262V264H55V263H57V262H60V261L64 260V259H65V258H64ZM150 256H152V255L150 254ZM155 256H156V255H155ZM163 256H164V258H166L165 254H164ZM170 256H171V255H170ZM175 256H173V257L175 258ZM184 256H185V255H184ZM186 256H187V254H186ZM210 256H211V255H210ZM212 256H213V255H212ZM212 256H211V259H212ZM249 256H250V255H249ZM260 256H261V254H260ZM260 256L257 257L258 260H259ZM44 257H46V256H44ZM156 257H158V256H156ZM180 257H181V256H180ZM187 257H188V256H187ZM201 257L204 258V256H201ZM206 257H207V256H206ZM214 257H215V255L213 256V259H214ZM216 257H217V255H216ZM143 258H144V256H143ZM161 258H162V256H161ZM169 258H170V259H173V258H171V257H169ZM177 258H178V257H177ZM177 258H175L176 261H177ZM185 258H186V257H185ZM203 258H202V260H203ZM209 258H210V257H209ZM209 258H208V259H209ZM239 258H241V257H239ZM250 258H251V260L253 259L252 257H248L247 259L250 260ZM255 258H254V259H255ZM257 258H256V259H257ZM20 259H21V258H20ZM38 259H40V258H38ZM38 259H37V260H38ZM140 259H141V256H140ZM144 259H146V258H144ZM144 259H143L142 261H145ZM158 259H160V256H159V258H157V261H158ZM170 259H169V261H171ZM179 259H180V258H179ZM181 259H182V258H181ZM183 259H184V257H183ZM247 259H246V260H247ZM254 259H253V261L256 260V259H255V260H254ZM261 259H262V256H261ZM261 259H260V260H261ZM263 259H264V258H263ZM66 260H67V259H66ZM147 260H148V259H147ZM162 260H163V258H162ZM164 260H165V259H164ZM205 260H207V259H205ZM205 260H203V261H205ZM239 260H240V259H239ZM249 260H247V261H249ZM43 261H44V260H43ZM149 261H148V262H149ZM155 261H156V260H155ZM166 261H168V260H166ZM173 261H175V260H173ZM237 261H238V260H237ZM242 261H243V260H242ZM253 261H252V262H253ZM256 261H257V260H256ZM256 261H255V262H256ZM62 262H63V261H62ZM62 262H61V263H62ZM139 262H141V261H139ZM148 262H147V263H148ZM158 262H160V260H159ZM158 262H157V263H158ZM163 262H164V261H163ZM243 262H245V261H243ZM249 262H250V261H249ZM252 262H250V263H252ZM260 262H261V261H260ZM147 263H146V264H147ZM153 263H154V262H153ZM157 263H156V264H157ZM164 263H165V262H164ZM239 263H242V262H241V261H240V262L238 261V264H239ZM263 263H264V262H263ZM32 264H33V263H32ZM34 264H36V263L34 262ZM58 264H59V263H58ZM141 264H142V263H141ZM143 264H144V263H143ZM150 264H152V263H150ZM154 264H155V263H154ZM158 264H159V263H158ZM235 264H236V263H235ZM242 264H243V263H242ZM246 264H247V262H246ZM248 264H249V263H248Z\"/></svg>",
  "mask_w": 264,
  "mask_h": 264
}]
</instances>
